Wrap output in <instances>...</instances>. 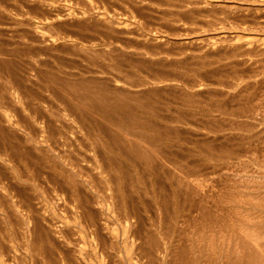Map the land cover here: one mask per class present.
I'll use <instances>...</instances> for the list:
<instances>
[{
  "label": "rangeland",
  "instance_id": "1",
  "mask_svg": "<svg viewBox=\"0 0 264 264\" xmlns=\"http://www.w3.org/2000/svg\"><path fill=\"white\" fill-rule=\"evenodd\" d=\"M1 2H0V8H5V9H7V11L9 10H12V8H13V11H10L11 12V14L13 15V13H16L17 12V14L15 15V16H12V19H13V17H16V18H14L13 20H16V21H13L11 18H9L10 16H9V11L7 12L6 10H2V9H0V11H1V16H0V18L3 16V15H5V16H3L2 17V19H0L1 20V23H2V25H1V27L2 26H4V27H2V29L4 30L3 32H1L2 31V29L0 28V40L1 39H4L5 38V40H3V41H9L8 43H5V45H4V42L2 43V40L0 41L4 46H8L7 48H9V50H10V52H9V50H7L5 47H1L0 46V49H3V51H5V50H7L9 53H7V51H5V52H3V51H1L0 52V56H7V58L5 57V63H6V67H8V69L5 67H3V66H5V63H4V61H2L4 58L3 57H1V64L3 63V66L2 65H0V73H1V75H2V77L0 76V82L1 83H3L4 85H6V84H10L11 86H12V82L13 81H15V80H12V78L13 79H16V76L18 75H16V71L18 70V73L21 71L20 69H22V73H19V77L20 78H26V75L25 74H29V75H31V77H33V79L31 78V79H27V85H28V83H29V87L31 86H33V87H36L35 89L32 87V88H29L28 87V91H29V96H31V97H26V99L27 98H29V102L27 103V101H28V99H27V101H26V99H25V102H24V104L26 105V110L27 111H25V115H28V116H26V117H29V115H32L33 116V118L32 117H29V118H27V121H28V119H35L34 120V122H40V121H38V120H41V121H43L44 120V122L46 121V124H49V125H51L52 126V123H53V121L54 120H59L60 119V117L59 116H61V119H64V118H66L65 117V115L67 116V118L69 117L70 119L69 120H71V121H74L75 122V120H77V119H79V120H77L76 121V123H73L72 122V124H77L78 122V124L79 125H77V127L78 128H87L86 130H90V131H93V132H95L94 134L96 135H94V134H92V132H90L89 130L87 131V133H88V135L90 136V133L93 135H91L90 137L92 138V139H90V137H89V139L87 138L85 141H87V143L88 144H92L91 142H93V144L96 146V139L95 138H97V145L99 146V144H101V143H103V145L104 144H107L108 143V145L107 146H109V148L107 147V150H109L110 148H112V147H114V148H112V149H110L111 151V153L112 154H114L113 156L115 157V153H116V158L117 159H119V156H120V154H121V158L119 159L120 160V162H121V159H122V161H123V164H125L126 165V163L125 162H129L127 165H130V166H127L126 165V167L124 168V169H126V170H124V169H122V170H124V171H126V172H121L122 170H120V171H118V170H115V172L116 171H118V176L120 175L122 178H124V179H131L130 177H132L131 175H127V174H130L129 172L131 171V170H129V168H131V166L133 167V168H131L132 170H133V172L131 173L132 175L133 174H135L136 173V175H140L141 173H142V176H143V174H145L144 175V178H146L148 181H143L142 182V180H140L141 182H139L140 183V186H141V188L142 189H140L139 190V187H138V189H137V187H135V191H133L132 190V188H131V184H128V182L130 183V181H128V182H126V184H128V186L126 185L125 187H129V189L128 190H130V191H132V196L136 199L137 197V200H140V199H142V200H140L139 202H140V207H141V205H142V208H141V212H146L147 211V209H148V211H147V213H144V216H145V218L144 219H142V217H141V219L143 220V222L142 223H146L147 225L148 224H150L148 221V218H150V216H152V218H153V216H154V218L156 217V219H154L153 218V220L150 218V221H152L151 223L153 224V229L156 231V232H154L156 235H157V237L159 236V238L162 236H160V234H163V233H166V231L167 230H165L167 227L166 226H168V227H172L171 229L170 228H167L168 230H172V234H177V235H173V238H175V239H177V240H175L176 242L177 241H179L178 242V244L180 243V245L181 246H183L184 245V242L183 241H185V243H186V241L188 242L184 247H188V249L193 253V257L191 256V252H188V254L187 255H189V256H187V257H190L191 259H195V257H196V261H197V259L198 258H200L201 257V259H198L199 261H197V263L198 264H217V262L216 263H212V261L213 262H215L214 260H218L219 258H221L220 260H222L223 258H227L228 257V253H229V251L231 250H237V248H239L238 250H241L242 251V253L244 254V253H247L248 251H249V249L250 250H253V248L252 247H254V254L256 253V252H259L260 251V249H261V253H264V129H261V130H263L262 132H261V130H259L260 132H258V130L256 131L255 129H260L261 128V126L263 125V123H264V117H263V120H262V116H263V114H264V111H261V109L262 110H264L263 108L264 107H260V111H259V113H255L254 114V116H255V119H256V115H261L260 117H259V119H257V121L258 122H260V123H258L256 120H254V118H252V116H246L245 114H244V116H242L241 114L239 115V116H241V117H243L246 121L249 119L250 120V118L253 120V121H255L256 123H258L257 125L259 126V125H261V126H259V127H257V126H255L254 124H255V122H254V124H253V121L252 120H248V122H247V124L249 125V126H246L247 124H242V123H244V122H240V121H242V120H238L237 121V119H239L238 117L239 116H237L238 115V103H241L240 105H239V107H244V103H245V105L247 104V102H249V99L251 98L250 96H252V98L251 99H253V97H254V95H255V97H254V100H259V102L261 103L262 102V104H260L258 101L256 102H254V104L256 103H258V104H260V105H262V106H264V103H263V101H264V97H262V94H261V96H260V93L261 92H259V91H257V90H259V88L260 89H264V81H263V83L262 82H259V83H256V85H255V83H254V90H252V92H247L249 95H245V94H247V93H243V95H244V97H243V95L241 94V98H240V95H237V96H239V97H236V96H233V98H234V100H235V98H238V100L236 99L235 101H233V102H231V100L233 99V98H231V100H230V97L229 96H232V95H229V94H222L220 91V93L218 92V93H216V91H218V90H216V89H213V88H211V90H210V92L207 90V89H205L206 91H208V92H206L205 94H203L205 91L203 90L202 92H200V94H196V98H197V95L198 96H202L203 97V95H204V97L202 98L201 97V99H204V101L206 102V105H207V108H205L206 107V105H205V102H204V104H201L202 103V100H200L199 98L198 99H196V101L199 103L200 102V104L202 105V106H204L205 105V107H203L202 108V106L200 105H198V104H196L194 101H195V97H190V96H192V94H189V93H186L185 91V89L184 90H180L179 91V88L180 89H182L181 88V86H179V88H178V86L176 87L175 86V88H174V86H171L172 88H174L175 90H176V88H178L176 91L177 92H175V90L173 91V89H172V91H169L170 90V87L168 86H166L165 87V85H164V87L163 88H161L160 86V88H158L157 87V89L155 88V86H157L153 81H154V79L156 78V77H164V78H157L158 80H161L162 82H164L165 81V77H167V79L169 80L170 78H175V79H177V78H179V79H177V82L179 83V81L181 82V84L180 85H182V84H186L187 83V81H189V82H193V81H198V82H207V83H210V82H212V81H219V80H221V82L222 83H225V80H227L226 82H229L228 80H232L233 79V77L232 76H234V74H236L237 73V71L238 72H241V70L239 71V70H237L236 71V69H238V68H240V69H242V71H245V72H247V68H245V67H247V66H245V67H242V66H237V64H235V63H230V64H234L233 66L235 67V69H234V67L233 66H231V65H228V63H226L224 60H222L221 62H215L213 65L212 64H210V65H203L202 64V62L200 61V64H198V62H199V60H201V59H195V58H191V54L190 53H192L189 49H190V43H191V41L192 40H204V41H207L206 39H213V40H215L214 38H217V39H219V38H224L225 37V32L226 31H222L223 30V28H221V31H216L215 29H213V27H212V25H210L209 26V24L207 23L208 22V19L210 18H213V17H215V16H213V15H209L210 14V12H208L209 14V16L207 15V14H202L201 15V12H199L198 14H196L197 12H193L192 10H190V11H192L191 13H192V15H190L189 14V12L190 11H187L188 13H186V10H185V13H184V10L182 11V9L181 8H179L178 7V9L177 8H175V7H168V5L166 4V3H164V1L165 0H163V3L159 0L158 2H156L157 0H146V2L144 1V0H142L145 4H147L148 2V4H151V1H152V4L149 6H145L144 5V3L143 2H141L140 0H107V1H104V0H89L90 2H88V0H53L54 1V3L52 2V0H44V2L42 1H39V0H34L35 1V3H34V1H28L27 0V2H26V0H18V3H17V0H14V1H16V2H13V0H0ZM11 1V2H10ZM19 1H21V2H19ZM24 1V2H23ZM112 1H114V2H112ZM4 2H6L5 4H3ZM7 2H9V4L11 3L12 4V2L13 3H15V5H16V3L17 4H21L22 2V5L24 6H19V5H17V7L15 6V5H13L12 4V8H10L11 7V5L9 6L8 5V3ZM32 2V3H31ZM48 3L47 5H45L46 3ZM49 2H50V6H49ZM57 2V3H56ZM63 2V3H62ZM91 2H92V4L95 6V4L96 3H99V4H97L95 7L91 4ZM94 2H96V3H94ZM135 2V3H134ZM166 2V1H165ZM41 3V4H40ZM43 3V4H42ZM58 3H59V5H63V4H66V5H68V7L70 8V10H72V12L73 11H75V12H73V13H78V12H80L81 14H84L85 13V15H86V17H83V20L85 19V18H87L89 21H87V19H85L84 20V23H82L83 21H82V18H77V19H75L74 17H73V15H72V17H67V16H64V15H59L58 13H60L59 11H57V9H56V7L57 6H59L58 5ZM62 3V4H61ZM87 3H88V5H87ZM140 3V4H139ZM143 3V5H141ZM159 5H158V4ZM1 4H3V5H5L4 7H2L3 5H1ZM7 4V5H6ZM31 4H32V6L35 4L36 6H37V4L38 5H40L39 7L37 6H34V8L32 7L31 9H32V11H28V10H30V6H31ZM57 4V5H56ZM90 4L92 5V7L93 8H91V6H90ZM101 4V5H100ZM157 4V5H156ZM29 5V6H28ZM42 5H44V6H42ZM51 5H52V7H54V9H56V11L54 10V11H52V8H51ZM73 5V6H72ZM153 5H154V8H153ZM9 6V7H8ZM47 6V7H46ZM71 6V7H70ZM90 6V8H91V10H90V8H88ZM99 7V9H100V7H101V12L99 11V9H98V7ZM125 6H127V7H125ZM158 6V7H157ZM160 6V7H159ZM8 7V8H7ZM18 8V9H20V7H21V13L20 14H18L19 12V10L18 9H16V8ZM42 7V8H41ZM45 9H44V8ZM73 7H75V8H73ZM77 7V8H76ZM149 7H152V8H149ZM165 7V8H164ZM10 8V9H9ZM15 8V9H14ZM23 8V9H22ZM102 8H103V10H102ZM156 8H159V9H162L163 10V12L164 11H166V12H164V13H162V10H159V12H157L158 10H156ZM36 9H38V11L36 10ZM80 9V10H79ZM86 9H88V14H87V10ZM96 9V10H95ZM104 9L106 10V11H104ZM175 9V11L173 12L172 10H174ZM18 10V11H17ZM24 10V11H23ZM28 12H27V11ZM36 10V12H38V13H35L34 11ZM93 10V11H92ZM169 10H171L170 12L171 13H169ZM179 10H181L183 13H184V15H183V13L181 12H179ZM15 11V12H14ZM98 11V12H97ZM102 11H104V12H102ZM109 11V12H108ZM116 11V12H115ZM197 11V10H196ZM13 12V13H12ZM23 12H26V14L28 13V15H26L25 13H23ZM90 12V13H89ZM95 12H97V13H101V14H106V16H109L110 14V18H112V19H114V20H116V19H118V20H116V22L118 23L119 21H121V22H119V25H126V24H130V25H132V26H134V24L136 25V26H134L135 28H139V30L142 32V34L144 33V35L147 33V38H146V36H144V35H142L144 38H142L141 37V39L139 38L141 35H138V33L140 32H138V29H136V31L138 32H136L135 34H133V35H136L135 36V38H138V39H140L139 41H138V39H135L134 38V36L132 35V34H129L128 33V35H127V33H124V31H123V34L121 33L120 35H118L120 32H122V30L119 28L118 30H116L117 28H115V27H112V26H109V25H105V23H103L102 21H100V20H98L96 17H94L93 15L94 14H96ZM106 12V13H105ZM107 12H108V14H107ZM113 12V13H112ZM155 12V13H154ZM157 12V13H156ZM176 12V13H175ZM32 13V14H31ZM48 13V14H47ZM94 13V14H93ZM99 13V14H100ZM117 13H118V16H116L117 15ZM169 13V14H168ZM174 13V14H173ZM194 13V14H193ZM8 14V15H7ZM33 14H35V15H33ZM42 14H46V17H45V15H42ZM89 14H90V16L92 17H90L89 18ZM113 14V15H112ZM116 14V15H115ZM169 16H171V18H169L171 21H168V19H166L167 18V16L168 15ZM179 14H181L182 15V17L181 16H178ZM196 14V17H194L193 15H195ZM199 14H200V16H199ZM19 15H21V16H19ZM23 15H25V16H23ZM49 15H52V16H49ZM162 15H167L166 17H164L163 18V16ZM174 15H176V18H175V16ZM189 15V16H188ZM205 15H207L206 17H204ZM218 15V14H217ZM19 16V17H18ZM33 16V17H32ZM41 16V17H40ZM47 16H48V18L49 17H52V18H49L50 19V21L51 20H53L52 22H55L56 24H51V23H45V21H48L49 19L47 18ZM112 16H115L116 17V19H115V17L113 18ZM174 16V17H173ZM199 16V17H198ZM7 18L8 17V20L10 21V19H11V21H10V23H11V25H9V22H8V24H6V23H4V22H2V20L4 21V19L5 18ZM18 17V18H17ZM39 17V18H38ZM60 17H61V19H60ZM177 17H179L178 19H177ZM190 17H192V18H190ZM28 18H32L33 20L34 19H36L38 22H35L38 26H42V25H44L45 26V28H44V30L45 31H47V30H49V29H52V30H50L51 31V33L50 34H52V33H54V35H57L56 37L58 38L59 36H60V38H62V39H59L58 40V44H59V42H60V44L58 45L57 44V42H54L53 44H44V46H43V44H41L40 45V43L39 42H37L36 40H37V36L34 34V32H32L31 31V29H29V26H30V24L29 23H27V19ZM38 18V19H37ZM40 18H42V19H40ZM45 18H47L46 20H45ZM57 21H55L54 19ZM64 18H65V20H64ZM66 18H68V19H70V20H68V19H66ZM94 18V19H93ZM96 18V19H95ZM173 18H175V19H173ZM17 19H19L20 21L18 22L17 21ZM22 20V21H21ZM45 20V21H44ZM93 20V21H92ZM173 20V21H172ZM178 20V21H177ZM197 20V21H196ZM5 21H7V19L5 20ZM40 21V22H39ZM82 21V22H81ZM101 23H100V22ZM176 23H175V22ZM16 22H17V24H16ZM23 22V24H21V23ZM24 22H26V24L24 23ZM42 22H44V23H42ZM61 22V23H60ZM81 22V23H80ZM91 22H93V23H91ZM96 22V23H95ZM4 23V24H3ZM20 23V24H19ZM67 23V24H66ZM92 25H91V24ZM95 23V24H94ZM103 23V25H105V26H108V27H102V24ZM116 23V24H117ZM121 23V24H120ZM185 24V25H182L183 27H185V28H183L182 29V26L181 25H179V24ZM18 24H19V26H18ZM42 24V25H41ZM65 26H64V25ZM84 24H86V25H84ZM87 24L88 25H91V26H88L87 28H86V26H87ZM178 24V25H177ZM187 24V25H186ZM223 24H224V22H223ZM22 25V26H21ZM28 25V26H27ZM53 25V26H52ZM54 25H55V27H54ZM56 25L58 26L57 28H56ZM60 25V26H59ZM62 25H63V27H62ZM97 25H99V26H97ZM7 26H9L10 28L8 29L9 30V32H12V36L14 35V33L16 32V34L14 35V37H15V39H18V40H21V41H18L17 40V42L14 40V37H11L10 35H7V33L8 34H11V33H9L8 32V30H7ZM22 28H21V27ZM49 26V27H48ZM67 26V27H66ZM85 26V27H84ZM95 26V27H94ZM181 26V27H180ZM189 26H191V29H189ZM16 27L18 28V29H16ZM23 27H25V29H23ZM60 27V28H59ZM84 27V28H83ZM102 27V28H101ZM11 28H13L14 29V31H11L12 29ZM88 29V30H86V29ZM94 30V31H98V33H97V31H96V33L94 32V35H93V33H92V31H90V30H92V29ZM108 28H112V29H114V30H116V31H114V30H112V29H108ZM212 28V29H211ZM11 29V30H10ZM21 29V30H20ZM54 29V30H53ZM56 29H59V31L58 30H56ZM67 30V31H65V30ZM83 29V30H82ZM85 29V30H84ZM98 29H101V30H98ZM188 29V30H187ZM5 30H7L6 32H5ZM16 30V31H15ZM25 30V31H24ZM60 30H64V31H61L60 32ZM70 30V31H69ZM73 32H72V31ZM103 30H105L106 32L107 31H110L111 32V30H112V34L114 35V38H115V40L114 39H111V38H113V37H111V33H110V35L109 36H107L108 35V32H107V35L105 34V31H103ZM121 30V31H120ZM215 30V31H214ZM101 31V32H100ZM114 31V32H113ZM118 31V32H117ZM120 31V32H119ZM189 31H191V32H189ZM18 32V33H17ZM25 32V33H24ZM63 32H64V34H65V32L66 33H69V32H72V33H69V35L68 34H63ZM76 33V34H74L75 36H73L72 37V34L73 33ZM100 32V33H99ZM218 32V33H217ZM230 31H228L227 32V34L229 33ZM2 33V34H1ZM4 33V34H3ZM21 33H23V34H21ZM29 33V34H28ZM61 33V34H60ZM115 33V34H114ZM191 33V34H190ZM231 33H234V34H232V35H237V36H235V37H241L242 38V34H243V37H245V35H247V33H243L242 32V34H241V32H240V35L241 36H239L238 35V32L236 31V30H234L233 28L231 29V32L229 33V34H231ZM236 33V34H235ZM17 34H20V35H17ZM24 34H26L27 36H25ZM64 35V36H61V35ZM79 34V36H77ZM92 34V35H91ZM99 34H101L102 35V38H101V35H99ZM148 34H150L149 35V37L152 35L153 37L154 36H158V37H160V39L162 40V39H164L165 38V40L164 41H167V45L168 46H166V43L162 40V42H160V41H158V44H159V47H156V45L154 44L155 42L157 43V41H153V40H151V37L149 38L148 37ZM159 34V35H158ZM197 34V35H196ZM199 34V35H198ZM224 34V35H223ZM4 35V36H3ZM31 35H33V36H36L35 37V39L34 38H30V37H32ZM59 35V36H58ZM91 37H90V36ZM95 35H97V37L95 36ZM112 35V36H113ZM117 35V36H116ZM123 36V39H125V37L126 36H129V38L128 37H126V41L128 42V43H130L131 44V46H132V48L134 49V50H136L137 48H138V50H140V52L142 51H144V53H142V54H144V56L143 55H141V58H139L140 56V52L138 51H134L135 53H132V55H131V53H130V51L132 52L133 50H131L132 48H131V46H130V44H128L127 43V46H126V44L124 45V43L126 42H123L124 40L122 39H120L119 40V38L121 37L122 38V36ZM167 35V36H166ZM172 35V36H171ZM192 35V36H191ZM6 36V37H5ZM10 36V38H8V37ZM20 36H22V37H24V38H21ZM28 36H30V37H28ZM92 36H94V37H92ZM100 36V37H99ZM118 36H120L119 38H118ZM133 36V37H132ZM156 36V37H157ZM259 36V35H258ZM18 37H20V38H18ZM25 37H27V38H25ZM67 37V38H66ZM76 37H79V40L76 38ZM98 37L99 38H101L102 39V41H101V39L99 40L98 39ZM107 37V38H106ZM111 37V38H110ZM157 37V38H158ZM162 37V38H161ZM173 37V39H175V40H171V39H169V38H172ZM177 37V38H176ZM189 37L192 39H190L189 40ZM193 37L194 38H196V39H193ZM13 38V39H12ZM77 40H76V39ZM107 39V41L108 40H114V42L116 43V44H118V47H117V45L114 43V42H112V45L114 44V47H116V48H114V49H120V48H126V49H123L124 51L125 50H127V51H129V53L128 52H125V54L124 55H126V53L129 55V57H131V58H129L127 55V60H125L126 58H123V57H125L124 55H123V50L122 51H114V50H112L113 48H112V45H111V48L112 49H110V44L109 43H111L110 41H109V43L105 40V39ZM108 38H110V39H108ZM131 38H133L132 40H127V39H131ZM145 38H146V42L147 43H149V44H147V43H145ZM168 38V39H167ZM35 40V41H33V40ZM70 39V40H69ZM72 39V40H71ZM144 39V40H143ZM151 40L150 42L149 41H147V40ZM11 40H13L14 41V43L16 44H14L13 43V41H11ZM103 40H105V41H103ZM118 40V41H117ZM144 41V44H143V42L142 41ZM171 40V42L172 41H174V43L175 44H179L180 43V45H173V42L171 43V42H169ZM178 40V41H177ZM183 40V41H182ZM184 40H188V41H184ZM81 41L84 43H81ZM117 41V42H116ZM119 41H121V42H123V45H122V43L120 44L119 43ZM135 41V43L137 44L138 42H140L137 46H136V44L135 43H133ZM64 42V43H63ZM66 42H68V43H66ZM69 42H70V44H72L73 46H74V44H76L77 42H79V43H77L78 45H80V43L81 44H83V46L82 45H80L81 47H83V49L85 48L84 46H86V48H85V50L84 51H82V49H80V51H79V46L77 47L76 45L74 46V47H76V49L78 50H76L72 45H71V47L69 46ZM72 42H75V43H72ZM88 42V43H87ZM91 42V43H90ZM101 43L100 45L98 44H94V43ZM168 42L173 46V47H170V44H168ZM177 42V43H176ZM182 42H184V43H182ZM186 42V43H185ZM0 43V44H1ZM14 44V45H10V44ZM18 43H20V44H24L26 47H23V44L22 45H20V44H18ZM28 44V45H26V44ZM66 43V44H65ZM106 43V44H105ZM152 43V44H151ZM165 43V44H164ZM1 44V45H2ZM7 44V45H6ZM32 44V45H31ZM34 44V45H33ZM40 45L41 46V48L42 49H40L39 48V46L37 47V46H35V45ZM61 44H62V46H65V49L61 46ZM65 44V45H64ZM88 44H91V46H89ZM119 44L121 45V47L119 46ZM146 44V45H145ZM157 44V45H158ZM32 47H31V46ZM46 45H47V49L48 50H51V51H49V52H51L49 55H48V53L49 52H47L48 50L46 49ZM53 45H54V48H53ZM66 45H68V47H70V48H67V46ZM95 45H97V46H95ZM139 45H140V47H139ZM144 45V47H145V49L143 50L142 48H144V47H142ZM151 45V46H150ZM161 45H163V46H161ZM166 47H165V46ZM182 45V46H181ZM183 45L184 46H186L187 48H182L183 47ZM189 45V46H188ZM48 46L49 47H51L52 49H49L48 48ZM56 46V47H55ZM59 46L61 47L60 49H61V51H59L60 49H59ZM102 46V47H101ZM123 46H125V47H123ZM136 47V49L134 48V47ZM154 46V47H153ZM12 47V48H11ZM14 47V48H13ZM20 47V48H19ZM22 47V48H21ZM27 47H31V48H27ZM35 47H36V50L39 52V54L37 53V51H35ZM43 47H45V49L43 48ZM57 47H58V49H57ZM72 47H73V49H72ZM87 47H89V48H87ZM96 47H98V50H95V48ZM100 47V48H99ZM104 47V48H103ZM147 47H151V48H153V49H149V50H151V52L153 51V53H155L156 51V54H153V53H145V51H148V49H147ZM164 47L165 48H167V47H169V48H167V49H169V50H167V52H166V50L164 49ZM181 47V48H180ZM12 50H11V49ZM23 48H25L26 50H24ZM34 48V49H33ZM40 49V51H39V49ZM107 48H108V50L110 51H108L107 50ZM131 48V49H130ZM173 48H175L174 50H172V52H171V49H173ZM29 49H31L30 51H29ZM56 50V51H53L52 52V50ZM87 49H92L93 50V52H92V54L94 55V56H91L92 54H90V52H91V50H88V51H90V52H88L87 51ZM103 51H102V50ZM106 49V50H105ZM177 49V51H175ZM184 49V50H183ZM18 50H20V54L19 53H16V51L18 52ZM33 50H34V52H33ZM71 50H73L72 52H70ZM76 50V51H75ZM100 50V51H99ZM111 50H112V52L113 53H115V54H113L112 52H111ZM154 50H156L155 52H154ZM179 50V51H178ZM181 50H182V52H181ZM11 51H13V53L11 52ZM25 51H27L26 53H28L29 54V52H30V55H28V54H24L25 53ZM42 51H43V53L45 54V55H43V53H42ZM77 52V53H75V52ZM86 51V52H85ZM95 51L96 52H98V53H95ZM105 51V52H104ZM159 51V52H158ZM160 51H161V53L162 52H164V53H162L163 54V56H162V54H158V53H160ZM183 51H185L186 53L188 52V51H190V55H188V53L186 54V55H184V52ZM219 51V53L221 52V50H218ZM218 51L216 52V51H214L215 52V54L217 53V55H218ZM2 52H3V55H2ZM22 52H24L23 53V55H27L26 57H24L23 55H22ZM31 52H32V55H31ZM54 52H55V55L53 56L52 55V53L54 54ZM137 52V53H136ZM165 52H166V54L168 53V52H171V53H168L167 54V56H169L170 55V57H172L171 56V54L173 53V54H177V53H174V52H179V53H181V55L183 56V57H181V55L178 53L177 55H174L172 58H174L175 56H176V58H178V59H173V60H171L172 58H170V57H168V58H170L169 60H167L166 59V55H165ZM214 52H212V53H214ZM37 55H36V54ZM41 53H42V56H40L41 55ZM74 53V54H73ZM87 53H89V54H87ZM102 53H104V54H102ZM110 53H112L111 54V56H109L110 55ZM119 53H120V55H119ZM122 53V54H121ZM211 53V54H212ZM222 53V52H221ZM9 54H11V56L12 57H14V58H11L10 57V55L8 56ZM14 54H15V56H14ZM19 56H17V55ZM33 54H34V56H37L36 58L33 56ZM107 54V55H106ZM118 54V55H117ZM134 54H139V55H134ZM146 54H148L147 56H145ZM149 54H150V56H151V59H153V61L152 60H150L149 58H147V57H150L149 56ZM23 56V58H27V60H25L24 59V63H22V64H25L24 66L22 65H19L18 63H21L22 62V59L23 58H21L22 56ZM39 55V56H38ZM70 55L72 56V57H74V59H75V57L76 56H79V59H78V57H76V59L75 60H71V59H73L72 57H70ZM90 55V56H89ZM101 55V56H100ZM102 55H106V57L105 58H108V57H111V58H108V59H105L104 57V59L102 58ZM154 55L155 56H159L158 57V59H157V57H154ZM178 55H179V57H178ZM18 58H17V57ZM30 56H33L34 57V59H33V57H31L32 58V60H31V58H29ZM49 56H50V59H49ZM53 56V57H52ZM115 56V57H114ZM164 56H165V59H164ZM48 59H47V58ZM52 57V58H51ZM55 57H57V58H55ZM92 57V58H91ZM100 57V58H99ZM113 57H114V59H113ZM121 57V58H120ZM9 58H11V59H14V61L13 60H11V59H9ZM18 60V59H20L21 61H17L16 62V59ZM42 58H45V59H43L42 60ZM56 59L54 62L55 63H53V65H51L52 67H50V69L53 71V74L51 73L52 71L48 68L49 66H50V63L48 64V62H51L52 63V61H53V59ZM62 58V59H61ZM123 58V59H122ZM145 58V59H144ZM156 58V59H155ZM161 58V59H160ZM6 59H8V60H6ZM28 59L30 60V61H32V63L33 64H35V63H37L38 64V66H40L41 65V68H38V67H36L37 66V64L36 65H33V64H31V62H29L28 61ZM42 60L41 61V64H40V60ZM46 59L47 60H49L48 62L46 61ZM57 59L58 60H61V61H59V62H62V61H65L64 63H59L58 61H57ZM100 59H103L102 61L100 60ZM118 59H120V60H118ZM149 59V60H148ZM10 60V61H9ZM34 60H38V62H35ZM46 62H45V61ZM116 60H118V61H116ZM198 60V61H197ZM15 62V63H13V62ZM34 61V62H33ZM74 63H73V62ZM81 61V62H80ZM94 61V62H93ZM110 61V63H107V62H109ZM113 61V62H112ZM197 61V62H196ZM9 62H11V63H9ZM27 62H29V63H27ZM43 62H45L48 66H46V64H45V66H44V64H42ZM92 62V63H91ZM101 62V63H100ZM10 65H9V64ZM59 63V64H58ZM66 63H69V64H67L68 66H63V65H65ZM75 63H80V64H77V65H75ZM95 63V64H94ZM112 63V64H111ZM136 63H138V64H136ZM15 64V65H14ZM40 64V65H39ZM56 64V65H55ZM72 64V65H71ZM73 64L75 65V66H73ZM88 64H90V66H92L93 67V65H94V67H93V71L90 69L91 67L88 65ZM93 64V65H92ZM99 64V65H98ZM101 64H103L102 66H101ZM120 64H122V65H120ZM202 64V65H201ZM12 65H14L13 67H11ZM33 65V66H32ZM56 67H55V66ZM61 65V67H59L58 68V66H60ZM95 65H96V67H95ZM108 65V66H107ZM110 65H112V66H110ZM239 65V64H238ZM1 66H2V68H1ZM28 66L30 67V66H32V67H30L29 68V71H30V69H32L33 71H28V70H25V69H27L28 68ZM77 66V68H75ZM120 66V67H119ZM236 66H237V68H236ZM17 67H18V69H17ZM35 67V68H34ZM46 67H47V73H45L46 72ZM55 67V68H54ZM65 68V71H66V69H67V71H69L68 70V68L69 69H72L71 71H73V72H71V71H69V73H65L64 71H60V70H58V69H61V70H64L63 68ZM72 67H74V68H72ZM103 67H105V69H107V72H112V73H105L104 72V68ZM108 67H110V68H108ZM113 67H115V68H113ZM242 67V68H241ZM4 68V69H3ZM9 68H12V69H9ZM13 68H16V69H13ZM36 68H38V69H40L39 71L40 72H43V70H44V74L43 73H40V72H36L35 73V71L37 70L38 71V69H36ZM53 68H54V70L55 69H57V71H59V76H57L56 74V71H54L53 70ZM95 68H96V70H95ZM121 68V69H120ZM34 69H35V71H34ZM43 69V70H42ZM78 69H80V71H77ZM84 69H88V71L86 72V70H84ZM100 69V70H99ZM110 69H112V71L110 70ZM123 69V70H122ZM244 69V70H243ZM9 70H15L13 73H15V74H13L12 75V73H11V75L12 76H10V79H9V76L8 75H10V72H9ZM23 70L24 71H26V72H24L23 73ZM100 71V74H101V72L103 71V73H102V76H100V74H98L99 72H97V71ZM109 70V71H108ZM114 70V71H113ZM119 70H121V71H119ZM8 71V72H7ZM66 71V72H67ZM77 71V72H76ZM82 71H83V74H82ZM86 72V74L88 75H84V73ZM90 71H92L91 73H88V72H90ZM118 71V72H117ZM236 71V72H235ZM8 74H7V73ZM31 72L33 73V74H31ZM50 72V73H49ZM60 72H64V74L63 73H60ZM70 72H71V75L72 76H68V74H70ZM75 72V73H74ZM78 72H81L80 73V78L81 77H83V79H78V77H79V73ZM95 72H96V74H95ZM115 72H117V73H115ZM233 72H234V74H233ZM3 73H5V74H7V75H4ZM40 74V75H37V74ZM56 73V74H55ZM74 73V74H73ZM105 73V74H104ZM127 73H129V74H127ZM228 73H230L231 75H230V78H228V76H226V74H228ZM23 75L22 77H21V75ZM35 74V79H34V76H32V75H34ZM63 74V75H62ZM66 74V76L64 77V75ZM76 74H77V76H76ZM106 74L107 75H109L108 77L106 76ZM111 74V75H110ZM113 74L114 75H121L120 77L121 78H119V80H116V79H118L117 77H119V76H114L115 77V79H114V77L112 78L111 76H113ZM123 74H125V75H123ZM126 74H127V77L129 76V77H131L130 79H129V81H131V83L128 85L127 84V82L128 81H126V80H128V79H125L123 76H126ZM131 74V75H130ZM7 76V78L5 77V80L6 81H8V82H5V81H1V80H4V76ZM15 75V76H14ZM36 75H37V79H36ZM51 75H53L52 76V78L50 77ZM84 75V76H83ZM89 75H91V77H92V79L90 78V76ZM97 75H99L98 77H97ZM104 75L106 76L105 78H103L104 77ZM176 75V76H175ZM41 76V77H40ZM63 77V79H66V77L68 78L69 77V81H68V79H66V81H67V83H65L66 81L64 80V81H62V79H60L61 77ZM74 76V77H73ZM85 76H87V78H90V79H87V78H85L84 79V77ZM12 77V78H11ZM49 77V78H48ZM55 77V79H53ZM57 77H60V78H57ZM76 78V79H73V81H72V79H70V78ZM100 77H102V78H100ZM155 77V78H154ZM170 77V78H169ZM232 77V78H231ZM48 79V82L46 81L47 79ZM56 78L57 79H59L58 81L56 80ZM98 78V79H97ZM100 78V79H99ZM108 78V79H107ZM122 78H124V80L126 81H122L121 82V80H122ZM40 79H46L45 81H38V80H40ZM52 79V80H51ZM105 79V80H104ZM157 79H155V81H157ZM164 79V80H163ZM166 79V80H167ZM174 79V80H175ZM181 79V80H180ZM10 80L12 81L11 83H10ZM71 80V81H70ZM75 80H80V82L78 81H75ZM90 80H94V84H93V81H90ZM98 80V81H97ZM100 80V81H99ZM111 81V82H109V81ZM112 80H115V83H114V81H112ZM144 80H146V81H144ZM149 80H151L153 83H151ZM179 80V81H178ZM223 80V81H222ZM52 81V82H51ZM55 81V82H54ZM62 81V82H61ZM81 81L82 82H84V81H86V82H89L90 83V85H89V83L88 84H85L86 82H84V86L83 85H81L82 83H81ZM105 82V83H108V85H107V87L105 86V87H103V84L102 83H99V82ZM143 83H148V84H142V82ZM149 81V82H148ZM161 81H158V84H161L160 82ZM186 81V82H185ZM40 82H42V84L40 83ZM57 82V83H56ZM59 82V83H58ZM117 82H121V84L119 83V85H116V83ZM132 82H137V84H139V83H141V84H139L138 86L139 87H136L137 86V84L135 83H132ZM0 83V84H1ZM6 83V84H5ZM14 83L15 82H13V86H14ZM31 83H32V85H31ZM33 83H35V85H33ZM51 83H53V86H55V88H54V92L55 93H53L52 92V88H53V86L51 85ZM63 84L62 85V87H61V85L60 84ZM65 83V84H64ZM74 84V86L77 84V83H79L81 86H82V89H81V87L77 84L75 87L73 86V84ZM92 83V84H91ZM105 83H104V85H105ZM114 85H113V84ZM124 83V84H123ZM153 84L152 86L150 85V84ZM261 83V85H259ZM3 84H1V86L3 85ZM8 84V86L6 85L5 87H7L8 89H10V85ZM45 84V85H44ZM47 84H49L50 86L49 87H52L51 89L49 88V87H47L48 85ZM60 85L59 87H56V85ZM72 84V85H71ZM132 84H134V86L132 85ZM258 84V85H257ZM4 85L2 86V87H4ZM57 85V86H58ZM68 85H71V87H69ZM85 85H88V86H85ZM95 85V86H94ZM110 85L112 86V87H110ZM115 85L117 86V87H115ZM142 85H144V86H141ZM148 85L149 86H151V87H148ZM263 85V86H262ZM46 86V87H45ZM109 86V87H108ZM119 86V87H118ZM121 86H129V87H131V86H133L134 88H139L140 90H141V94L143 95V94H149V95H146V96H142V95H140L139 93L137 94V95H133V94H135L136 93V89L134 90V89H132V88H129L128 87V89L130 90H128V89H126V87H124V90H125V92L123 93L122 92V90H123V88H121ZM161 86H163V85H161ZM256 86H257V88H256ZM260 86H262V88L260 87ZM83 87H86V88H83ZM88 87H89V89H92V90H89L88 89ZM113 87H115V88H113ZM38 88L40 89H42V91L43 90H47L46 92H47V94H46V92H45V94L46 95H44V91H43V93H41L39 90H38ZM45 88V89H44ZM51 90V91H49V89ZM56 88L57 89H59V88H61V89H59L58 91L56 90ZM62 88H64V89H62ZM68 88L70 89V90H68ZM80 88V89H79ZM96 88V89H95ZM118 88V90H116ZM154 88V90H151V89H153ZM165 88H169L168 90L167 89H165ZM6 89V88H5ZM40 89V90H41ZM67 89V90H66ZM71 89H74L73 91L71 90ZM79 89V90H78ZM89 91H88V90ZM95 89V90H94ZM111 89H115V91H114V93L116 92V91H120L118 94H124V97L122 96L121 97V95H117V93H115V94H113L112 92H113V90H112V92L110 91ZM138 89V90H139ZM143 89H145V92H144V90ZM216 90V91H213V90ZM33 90V91H32ZM38 90V91H37ZM65 90V91H64ZM98 90V91H97ZM128 91V93H127V91ZM132 90H133V92L135 91V93H133L132 92ZM137 90V92H139ZM143 90V91H142ZM149 92H148V91ZM151 90V91H150ZM256 90V91H255ZM32 91V92H31ZM56 91H57V93H56ZM185 92V94H187V96L186 95H183L184 94V92ZM254 91H255V93H254ZM260 91H263L264 92V90H260ZM7 92V91H6ZM38 96L37 98H36V96H35V94ZM37 92H38V94H37ZM48 92H50L49 94H48ZM61 92V93H60ZM65 92H67V93H65ZM70 92H74V93H76V94H73V93H70ZM98 92V93H97ZM107 92V93H106ZM129 92H131V94L132 95H130V93ZM173 92H175V93H173ZM179 92H180V96H179ZM188 92V91H187ZM218 94V95H216V96H214V94ZM256 92H259V96L258 95H256ZM262 92V93H263ZM33 93V94H32ZM58 93H60V94H58ZM69 93V94H68ZM95 94V97H93V95H90V94ZM127 93V94H126ZM151 93V94H150ZM175 94V95H173V94ZM182 93V94H181ZM201 93L203 94V95H201ZM212 94V97L213 98H209V95H210V97H211V94ZM40 94H42V95H40ZM54 94V95H53ZM63 94V95H62ZM66 95V97H65V95ZM72 94L74 95V96H72ZM102 94V96H100ZM177 94V95H176ZM221 96H220V95ZM254 94V95H253ZM264 94V93H263ZM32 95H34L35 96V99H33L34 98V96L32 97ZM59 95V96H58ZM69 95V96H68ZM104 95V96H103ZM181 95L183 96V97H181ZM40 96H42V97H44L45 98V96H47V99H48V101L46 100V102H45V100H42V97H40ZM49 96V97H48ZM53 96H55V99L53 98ZM64 96V97H63ZM70 96H72V97H70ZM92 96V97H91ZM176 96V97H175ZM223 96V97H222ZM245 96H247V97H249V98H245ZM256 96H258L257 97V99H256ZM264 96V95H263ZM56 97H57V99H56ZM185 97V98H184ZM217 97H219V98H217ZM221 97V98H220ZM227 98V100H225L226 98ZM32 98V99H31ZM38 98H41V99H39V100H41L42 102H38L39 100H36V99H38ZM49 98H50V101H49ZM94 100H93V99ZM96 98V99H95ZM180 98V101H178V102H180V103H178L177 101H176V99L178 100ZM184 98V99H183ZM193 98H194V100H193ZM205 98L206 99H208V103H211V104H207V101L205 100ZM215 98V99H214ZM225 98V99H224ZM242 98H244L243 100L245 101H242V102H240L241 101V99ZM258 98H260V99H258ZM46 99V98H45ZM66 99H67V103L70 101L71 103H72V101L74 100V102L76 103L77 102V104H78V107H76V104H75V108H76V110L79 108L81 111H79V110H75L74 108H73V110L71 111V105H69V107L68 106H66V105H68L66 102L64 103V100L66 101ZM69 99V100H68ZM71 99V100H70ZM73 99V100H72ZM184 100L183 102L185 103H192V105L191 106H189L188 108L185 106V105H189V104H184L181 100ZM215 100V102H213L214 100ZM219 99V100H218ZM222 99V100H221ZM31 100V101H30ZM35 100V101H34ZM176 102H175V101ZM191 100V101H190ZM199 100V101H198ZM212 100V101H211ZM216 100H218V101H216ZM222 102H221V101ZM223 100H225V102L223 101ZM230 101V102H228V105H229V107L228 108H230V111H228L227 113L226 112H223V116H220V115H222L221 113L219 114V111L218 110H216V108H217V105H215L216 103H219V104H223V103H226L227 104V101ZM240 100V101H239ZM247 100V101H246ZM261 100V101H260ZM263 100V101H262ZM61 101V103H59L58 104V102H60ZM91 101V102H90ZM239 101V102H238ZM31 102H38V103H41V104H38V107H37V105H36V103L33 105V103H31ZM54 102V103H53ZM92 102H94L93 104H92ZM221 102V103H220ZM235 102H238L237 104L238 105H235L236 103ZM244 102V103H243ZM57 105H56V104ZM70 103V104H71ZM141 103H143V104H141ZM230 103V104H229ZM233 103V104H232ZM250 103H251V100H250ZM249 103V104H250ZM253 103V102H252ZM45 104V105H44ZM61 104L63 105V104H66V105H63L62 107H59V106H61ZM73 104V103H72ZM100 105V107H99V105ZM178 104H179V106H178ZM184 104V105H183ZM214 104V105H213ZM218 104V105H219ZM221 104V105H222ZM226 104H224L225 106H227ZM255 104V106H257ZM39 105L41 106V107H39ZM48 105V107L49 108H47L46 106ZM52 105V106H51ZM59 105V106H58ZM74 105V104H73ZM170 105V106H169ZM211 105V107H209ZM223 105V106H224ZM231 105H232V107L233 108H231ZM233 105H235V106H233ZM241 105H243V106H241ZM32 106V107H31ZM36 106V107H35ZM53 106H55V107H53ZM67 107V110H69L70 109V111H71V113H69L70 111H67L66 110V107ZM99 108H98V107ZM181 106H183L182 108H181ZM186 108H185V107ZM197 106H198V108H197ZM212 106H214L213 108H212ZM27 107H29L30 109H32V110H29ZM50 107H52V108H50ZM57 107V110L55 109ZM63 107H65L64 109H65V111H63L64 109H63ZM73 107V106H72ZM152 110H154V112H152L151 111V109ZM177 107V108H176ZM180 108V110H179V108ZM199 107L202 109H200V110H197V109H199ZM236 107V108H235ZM38 108V109H37ZM55 109L54 111L52 110L51 111V109ZM63 110H62V109ZM69 108V109H68ZM154 108V109H153ZM167 108V109H166ZM197 108V109H196ZM208 108H210V109H214L215 108V110L216 111H218V112H216L215 110H213V111H215V113H216V118H214L215 116H214V112H212L210 109H208ZM235 108V110H232V109H234ZM244 108H246V107H244ZM34 109V110H33ZM49 110V111H47V112H49L50 114H51V117L53 118H56V119H54L53 118V120L52 121H48L49 119H51V118H49L48 120H47V118L48 117H50L49 115V113H46V110ZM58 109L61 111V113H59L60 111H58ZM168 109H170V111H172V113H169L170 111L168 110ZM173 109V110H172ZM182 109V110H181ZM195 109V110H194ZM204 109L206 110V112H207V109H208V112H207V114H206V116L204 115L206 112L204 111ZM242 108H240V112H242V114L245 112V110L244 109H242ZM28 110H29V112H28ZM192 110V112H190ZM231 110H232V113H233V111H236L235 113H237L236 114V116H237V118H236V116H234L235 117V119H232L233 120V122H231V119L230 118H234V117H231L232 116V114H231ZM243 110H244V112H243ZM56 111H58L57 113H55ZM74 111V112H73ZM84 111V112H83ZM173 111H174V113H173ZM194 111H196L195 113H194ZM199 111H200V114L202 113L201 111H203L204 112V114H199ZM210 111V112H209ZM26 112H28V113H26ZM63 112V113H62ZM73 112V113H72ZM76 112H80L79 114L77 113L76 114ZM86 112V113H85ZM177 114H179V115H177ZM230 112V113H229ZM239 112V113H240ZM30 113V114H29ZM33 113V114H32ZM55 113V114H54ZM66 113V114H65ZM83 113V114H82ZM84 113L86 114V115H90V117L91 118H89V119H92V120H95L96 122L95 123H98L99 124V126H98V124H95L94 123V121H92V120H88V118H87V116L86 115H84ZM159 113H162V114H159ZM195 115V117H194V115ZM210 113H212V114H210ZM39 115V117H40V115L42 116V117H40V118H43V119H39V117H38V115ZM45 114H48V115H45ZM71 114V117L69 116ZM75 114V115H74ZM164 114V116H162ZM172 114H174V115H177V116H180V117H177V118H179V119H181L180 121H185V122H183V123H187L186 125H188V124H191V125H193L192 123H194V124H196L197 125V123H198V125L200 124L198 121H196L195 122V120H201V121H205L204 122V124H206L207 123V125H210V124H212V123H210V124H208V122H213V121H216L218 118V121L216 122V123H214L213 122V124L212 125H214V124H216V125H214L215 127H217V128H215L214 126H212L210 129L209 128H197L196 130H198V133H196L197 131H195V130H193V129H195V128H190V127H186L185 125H183V126H185V127H183L182 125V127H179L180 125H178V127L177 126H175V125H172V121H171V119L173 118V117H171V118H169V116H171ZM184 114H187V115H184ZM208 114H210V115H208ZM219 114V115H218ZM224 114H226V115H224ZM228 114V115H227ZM231 114V116H230V118H229V115ZM37 116L38 118L36 119V117L35 116ZM43 115H45V119H44V117H43ZM53 115V116H52ZM74 115V116H73ZM79 115V116H78ZM188 115L190 116V117H188ZM213 117H212V116ZM217 115L218 116H220V117H217ZM81 116V117H80ZM173 116V115H172ZM191 116H192V118H191ZM209 116H211V117H209ZM35 117V118H34ZM75 119H74V118ZM82 117H84V119H85V121H84V119H80V118H82ZM86 117V118H85ZM89 117V116H88ZM174 117H176V116H174ZM201 117H203V118H201ZM205 117V118H204ZM207 117V118H206ZM209 117V118H208ZM221 117H227V118H229V119H227V118H224L225 119V121H223L222 119H221ZM240 117V118H241ZM246 117V118H245ZM57 118H59V119H57ZM77 118V119H76ZM167 118V119H166ZM211 118H213V119H211ZM243 118H241V119H243ZM258 118V117H257ZM87 119V120H86ZM203 119V120H202ZM206 119V120H205ZM209 119V120H208ZM216 119V120H215ZM221 119V120H220ZM81 120V121H80ZM170 120V121H169ZM207 120H208V122H207ZM226 120H227V123L225 124L224 122H226ZM261 120V121H260ZM31 123H33V121L32 120H29ZM49 123H48V122ZM83 121V122H82ZM89 121H90V123L92 124V123H94V124H92V126L91 125H88V123H89ZM92 121V122H91ZM186 121H188V122H186ZM200 121V122H201ZM220 121H222L223 123H224V126L226 127V128H224V126H223V123H221ZM232 124L233 123V125L234 124H236L237 122L238 123H240V124H236L237 126H239L240 127V125H241V128H239V127H237L236 125H232L231 126V124L229 123V122ZM236 121V122H235ZM244 121V120H243ZM246 121H245V123H246ZM251 121H252V123H251ZM52 122V123H51ZM82 122V123H81ZM87 124H86V123ZM190 122H192V123H190ZM262 122V123H261ZM85 123V124H84ZM89 123V124H90ZM217 123H220L221 124V128H219V126H220V124H217ZM228 123L230 124V125H228ZM251 123V124H250ZM101 124V125H100ZM203 123H201L200 125L201 126H203L202 125ZM252 124H253V126H255V127H257V128H253V127H251L252 126ZM74 125V126H75ZM81 125V126H80ZM94 125H96V126H94ZM104 125V126H103ZM206 125V126H207ZM226 125H228L229 126V128L226 126ZM251 125V126H250ZM80 126V127H79ZM94 126V127H93ZM100 127V126H102V127H100V129L98 128V127ZM174 126V127H173ZM189 126V125H188ZM201 126H199V127H201ZM243 126H245L246 128H242ZM76 127V126H75ZM74 127V128H75ZM105 127H106V129H105ZM210 127V126H209ZM214 127V128H213ZM223 127V128H222ZM231 127V128H230ZM250 127V128H249ZM96 128V129H95ZM98 128V129H97ZM102 128H104L105 130H103ZM157 128H159V130L157 129ZM162 130H161V129ZM187 128H189V130L187 129ZM262 128H264V125H263V127ZM101 129L103 130V131H101ZM108 129V130H107ZM110 129H111V131L112 132H110ZM134 129H135V131H134ZM138 129V130H137ZM139 129H140V132L142 131V134L143 135H145V136H142V134L139 132ZM143 129L144 130H146V131H148V132H150V135L152 136L154 133V135H153V137H151L150 135H149V133L148 132H146V131H143ZM201 129H202V133L203 132H205L207 129H208V131H210L211 129H212V131H210V133L209 132H207L206 131V133H204V134H202V133H200L199 134V130H200V132H201ZM214 129H218L217 130V132L216 131H213ZM225 129V130H224ZM156 130H158V131H160V132H158V131H156ZM191 130V131H190ZM203 130H205V131H203ZM226 130H229V131H227V132H224V131H226ZM231 130V131H230ZM233 130V131H232ZM156 131V132H155ZM97 132V133H96ZM104 132V133H103ZM105 132H106V134H105ZM110 132V133H109ZM127 132H128V134H127ZM137 132V133H136ZM139 132V133H138ZM143 132H146L147 133V136H146V134L145 133H143ZM152 132H154L153 134H151ZM158 132V133H157ZM211 132H212V134L213 135H211ZM214 132H216L215 133V135L216 136H214ZM221 132H223V134L222 135H226V137L225 136H222L220 133ZM229 132V133H228ZM235 132V133H234ZM100 133V134H99ZM107 133H109L111 136H109V139L110 140H108L107 139V135H109V134H107ZM114 133H116V134H113ZM129 133H131L132 135H135V137L134 136H132L131 134H129ZM135 133V134H134ZM132 139V137H134V139H132L133 140V142L134 141H139L137 144L139 145H145V143H144V140H142V139H140V138H144L145 140H147L148 138V142H146L147 143V145H145L146 147H144V148H142V145L140 146L142 149H143V151L141 150H137V149H139L138 147H137V144L136 143H134L133 145H131L132 144V140L131 139H129V137L127 136V135ZM199 134V135H198ZM230 134V135H229ZM102 135H103V138L104 137H106V139L104 138H102ZM115 135H119L120 137H118V138H116V139H113L114 137H115ZM131 135V136H130ZM138 135H139V137H138ZM206 135H208V136H206ZM229 135V136H228ZM95 136V137H94ZM97 136H99V137H101L102 138V140H104L103 142H102V140H100L101 138H99L98 139V137ZM114 136V137H113ZM122 136V137H121ZM149 136V137H148ZM111 137V138H110ZM113 137V138H112ZM14 138V137H13ZM136 138H139V139H136ZM93 139H95V142L93 141ZM122 139V140H121ZM16 140V141H15ZM15 140L13 139V141L15 142V143H19L20 142V140H22L21 138H15ZM17 140H19V142H17ZM88 140H91V141H88ZM100 140V141H99ZM113 142H112V141ZM131 140V141H130ZM84 141V142H85ZM105 141L107 142V143H105ZM124 141V142H123ZM100 142V143H99ZM112 144H115L116 146H114V145H112ZM118 142H120V143H122V144H118ZM142 142V143H141ZM86 143V144H87ZM129 145H128V144ZM119 145V146H118ZM121 145H123V146H121ZM131 145V146H130ZM134 145H135V147H136V149H135V151H134ZM102 146V144L99 146V147H101ZM106 146V145H105ZM105 146H103L104 148H105ZM118 146V147H117ZM124 147V149H125V153L126 154H123L124 152H122V151H124L123 150V148H121V147ZM129 147L130 149H127V147ZM115 147H116V149H115ZM120 147V148H119ZM133 147V148H132ZM119 148V150L121 149V153L119 154L118 152V149ZM140 148V149H141ZM97 149H98V147H97ZM144 149H145V152H144ZM114 150H117V152L116 151H114ZM129 150H131V152L129 151ZM165 150H168V152L169 153H167V151H165ZM139 151H140V153L141 154H139ZM149 153H148V152ZM163 151H164V153H163ZM135 152V153H134ZM136 152H138V153H136ZM144 152V153H143ZM147 152V153H146ZM109 153V152H108ZM118 153V154H117ZM143 153V154H142ZM110 154V153H109ZM146 154V155H145ZM148 154H150L149 156H148ZM139 156V158L142 160H140L138 157L137 158H135L134 156ZM144 155V156H143ZM163 157V158H165L166 160H168V161H166V160H164L163 158V161H162V159H160L161 158V156ZM126 157L127 156V158H128V156H129V158L127 159H125V158H123V157ZM146 156V157H145ZM148 156V157H147ZM169 156V157H168ZM132 157H134L135 159H133ZM142 157V158H141ZM133 159V161H132V159ZM125 160V162H124V160ZM137 159V160H136ZM129 160V161H128ZM134 160H136V162H137V164H136V162H134ZM139 160V161H138ZM32 162H35V160H32ZM138 162H141L140 164L143 166V167H141V165L138 167V165H139V163ZM143 162V163H142ZM165 162H167L166 164H165ZM122 163V162H121ZM133 163H135L136 164V166H134L133 165ZM42 164V165H41ZM37 165V164H36ZM36 165L34 166V167H36ZM41 165V166H40ZM146 165V166H145ZM38 167H40L39 169H41L42 167H44V168H48L49 166L47 165L46 167H45V165L43 164V162H40L39 163V165H37ZM37 167V168H38ZM135 167V168H134ZM140 167H141V169H140ZM144 167H148L147 169H145ZM137 168V170L135 171L134 169H136ZM145 169V170H143V169ZM139 169H140V171H139ZM129 172H128V171ZM150 170H151V172H150ZM163 170V171H162ZM139 171V172H138ZM153 171L155 172V174H157V177H158V175H159V173L162 175L163 174V176H161V175H159V179L161 178V180L162 181H160L159 179V185H158V181H157V179L155 178L156 177V175L153 173ZM160 171V172H159ZM170 171H174V173H172V172H170ZM128 172V173H127ZM138 172V173H137ZM141 172V173H140ZM175 172H177V174L178 175H183V176H180V177H188V178H192L193 177V173H195V175H196V173H199L200 175V179L202 178V177H204V178H202V185H203V189H201V190H199V191H197V189L195 190L192 186H187V188H186V186H183L184 188H181L180 186L179 187H177L178 185L177 184H175V183H173V182H176L175 180H177V179H173L174 178V174H176ZM121 173V174H120ZM125 174V173H127L126 175H123V174ZM152 174L153 175V178H152V175H148V174ZM190 173H192V177H191V174ZM116 174V173H115ZM114 173H113V175H115ZM176 174V175H177ZM187 174H188V176H187ZM136 175H133V177L134 176H136ZM149 176V178H148V176ZM171 175V176H170ZM125 176H129V177H126L125 178ZM141 176V175H140ZM173 176V177H172ZM150 177L152 178V179H150ZM177 177V176H176ZM175 177V178H176ZM195 177V176H194ZM193 177V178H194ZM196 177H198V175H196ZM141 179L143 178V177H140ZM170 179V181H169V179ZM178 178V177H177ZM199 178V177H198ZM135 179H137V177L135 178ZM168 179V180H167ZM171 179H173V180H171ZM199 179V180H200ZM151 180L152 181H154V180H156L157 182H156V188L153 190L151 187H152V184H149V181H150V183H151ZM135 181V184H136V186H139V184L137 185V181L136 180H134ZM52 182V183H51ZM161 182H164V184L165 185H160V183ZM165 182H168V183H165ZM169 182H172V183H169ZM54 182L53 181H50V184H52V185H47V184H49V183H46V185H47V187H48V189H51L50 187L52 186V189L54 188V184H53ZM144 183V184H143ZM125 184V183H124ZM146 184H148V187L146 188ZM163 184V183H162ZM57 185V184H56ZM149 185H151V186H149ZM160 187V186H162V187H160V189L158 188V186ZM176 185V187H177V189H176V187L175 188H173L174 186ZM58 186V185H57ZM56 186V187H57ZM142 186H144V188H146V189H144ZM163 186H165V187H163ZM171 186H172V188H171ZM58 188V187H57ZM149 188L151 189V190H149ZM161 190L160 192H159V190ZM174 189V190H173ZM175 189H176V191H175ZM143 191L142 193L140 192V191ZM152 191V192H151ZM154 191L156 192V194H157V192H158V195H156L155 193H154ZM175 191V192H174ZM135 192V193H134ZM138 192V194H136ZM147 192H150V194L149 193H147ZM144 193H145V195H144ZM147 193V194H146ZM151 193H153V194H151ZM138 195L137 197H135L134 195ZM139 194H140V196L142 197V198H140V196H139ZM148 195V196H147ZM151 195H153V196H151ZM155 195V196H154ZM143 196L145 197V198H143ZM156 197V200L154 199ZM170 197V199L172 200H170V199H167V198H169ZM140 198V199H139ZM165 199H167V200H165ZM143 200H145V202L143 201ZM147 200H148V202H149V204H148V202H147ZM153 200H155V201H153ZM169 200L171 201V202H169ZM165 201H167L168 203H170V204H168L167 202H165ZM200 201H202V202H204L205 203V206L204 207H206V208H201L199 205H198V203L200 202ZM138 202V203H139ZM144 204H143V203ZM197 202V205L199 206V208H198V206H196V203ZM142 203V204H141ZM146 203V204H145ZM167 203V204H166ZM203 203V204H204ZM143 205H146V206H149L150 205V209H151V212H150V210H149V208L147 207V208H145L146 206H144L143 207ZM202 210H201V209ZM145 209V210H144ZM205 209H207V211L205 210ZM199 210V211H198ZM200 210H201V215L199 214V212H200ZM206 211V213L207 214H205V212H202V211ZM151 213V214H150ZM204 213V214H203ZM150 214V215H149ZM154 214V215H153ZM164 214V215H163ZM167 214H169V217H167L168 215ZM171 214V215H170ZM147 215H148V217H147ZM157 215H158V217H157ZM172 215H173V217H172ZM142 216H143V213H142ZM143 216V217H144ZM160 216V217H159ZM199 216H203V217H199ZM170 217H171V219H170ZM176 217V218H175ZM185 217H189V218H186L187 220H185L184 218ZM206 217V218H205ZM161 218H163L164 219V221H163V219L161 220ZM173 218V219H172ZM179 218V219H178ZM180 218L181 219H183L181 222H180ZM195 218H197V219H199V220H197V222L195 221L196 219ZM202 218V219H201ZM146 219V220H145ZM168 219V220H167ZM175 219V220H174ZM155 220H158V221H156V222H158L159 223V221H160V225H162V227L164 228V231H163V228L161 227V228H159L160 226H158V223H156L155 222ZM171 220V221H170ZM191 220H194V221H191ZM202 220H204L205 222H203ZM144 221H146V222H144ZM167 221V222H166ZM169 221L171 222L170 224H169ZM176 221V222H175ZM179 221V222H178ZM183 221H185V223L183 222ZM200 221H202V224H201V222ZM156 223V224H154V223ZM201 224V225H199V223ZM165 223H167L166 224V226H165ZM172 223H174L173 225H172ZM176 223V224H175ZM180 223V224H179ZM192 224V223H194V224H196L197 223V225H194V224H192L191 226L189 225V224ZM204 223V224H203ZM169 224V225H168ZM205 224H206V226H205ZM157 225V226H156ZM178 227V225H182V227L183 228H185V229H182V227H181V229L182 230H187V231H189V235L191 236V237H189L188 235H187V233L186 232H184V231H182L181 229H179L180 228V226L177 228L176 226ZM186 225H188V226H186ZM204 225V226H203ZM139 226H141V225H139ZM149 226V225H148ZM152 226V225H151ZM154 226H155V228H154ZM174 226V227H173ZM189 226H190V228H189ZM197 226V227H199V228H195V227ZM205 227V231H204V229H202L203 227ZM158 227V228H157ZM195 229H194V228ZM202 227V228H201ZM174 228H175V231H174ZM192 228H193V230H192ZM160 230V232L158 231V230ZM177 229H179V232H177L178 230ZM199 229V230H198ZM202 229V230H201ZM177 230V231H176ZM190 230H191V232H190ZM202 231L203 233H201V235L200 236H198L199 234H197L198 233V231L197 232H195V231ZM157 231H158V234H157ZM163 231V233H161ZM180 231H182V233H185L183 236L185 237V240H184V237L181 235V234H179L180 233ZM167 232H169V231H167ZM176 232V233H175ZM193 232H194V235H192L193 234ZM199 232V233H200ZM191 233V234H190ZM170 234H171V231H170ZM171 234V235H172ZM202 234H204V236L202 235ZM182 236V238L180 237V238H177V237H179V236ZM186 235L189 237H186ZM174 236H177V237H174ZM201 236H203V238H199V237H201ZM250 236H252V238L250 237ZM254 237V238H253ZM179 239V240H178ZM182 239V240H181ZM252 239V240H251ZM181 240V241H180ZM249 240V241H248ZM183 242V243H182ZM201 242V243H200ZM249 243V245H247L248 247H250V248H248L247 249V246L245 245V244H248ZM189 244H192V246L190 245L189 246ZM245 245V246H244ZM251 245H252V247H251ZM193 247L196 249V250H198V248H199V251H195L194 249H193ZM191 248V249H190ZM201 248H202V250H203V252L202 251H200L201 250ZM236 248V249H235ZM255 249H259V250H255ZM195 252H194V251ZM237 250V251H238ZM247 252H246V251ZM263 250V251H262ZM230 251V252H231ZM240 251V252H241ZM198 252H201V253H203V254H201V256H199L200 254L198 253ZM227 255V256H226ZM204 256V257H203ZM206 258V260L205 259H203V258ZM225 258V259H226ZM201 260H204V262L203 261H201ZM184 263L183 264H185V262L186 261H183ZM199 262H201V263H199ZM187 264H189L188 262H186ZM196 263V264H197Z\"/></svg>",
  "mask_w": 264,
  "mask_h": 264
},
{
  "label": "bare ground",
  "instance_id": "2",
  "mask_svg": "<svg viewBox=\"0 0 264 264\" xmlns=\"http://www.w3.org/2000/svg\"><path fill=\"white\" fill-rule=\"evenodd\" d=\"M28 1H34V0H28ZM36 1V0H35ZM35 1H34V3H35ZM39 1H43L44 2V0H39ZM49 1V0H48ZM57 1V0H56ZM85 1V0H84ZM104 1H107V0H104ZM116 1V0H115ZM137 1V0H136ZM141 2H143L142 0H140ZM145 2H146V0H144ZM154 1V0H153ZM159 0H157L156 2H158ZM161 1V0H160ZM166 1V2H165ZM164 1V3H166L167 5H168V7H175V8H177L178 9V7L179 8H181L182 9V11L184 10V13H185V10H186V13H188L187 11H190V10H194L193 12H197L196 14H198L199 12H201V15L203 14H209L208 12H210V14L209 15H213V16H215V17H213V18H209L208 19V24H209V26L210 25H212V27H213V29H215L216 31H221V28H223V30L222 31H226L225 32V37L224 38H219V39H217V38H214L215 40H209V39H206L207 41H204V40H197L196 38H194L193 37V39H196V40H192L190 37H189V40L191 39L192 41H191V43H190V51L192 52V53H190V51H188L187 53H188V55H192L191 56V58H199V59H201V60H199V62H198V64H200V61L202 62V64L203 65H210V64H214L215 62H221L222 60H224L226 63H228V65H231V66H233L234 64H230V63H235V64H237V66H242V67H245V66H247V67H245V68H247L246 70H247V72H245V71H242V69H240V68H238V69H236V71L237 70H241V72H238L237 71V73L236 74H234V72H233V74H234V76H232L233 77V79L231 80H228L229 82H226L227 80H225V83H222L221 82V80H217V81H212V82H210V83H207V82H198V81H191V82H189V81H187V83L184 85V84H182V85H180L181 84V82L179 81V83L177 82V79H179V78H177V79H175V78H170L169 80L167 79V77H165L166 79H165V81L164 82H162L161 80H158L157 78H160V77H154L155 79H157V81H155V79H154V83L157 85V86H155V88L157 89V87L158 88H163L164 87V85H165V87L167 86H169L170 87V90L169 91H172V89H173V91L175 90L174 88H175V86L177 87L178 86V88H179V86H181V88L183 87L186 91V93H189V94H192V96H190V97H195L196 96V94H200V92H202L203 90L205 91L203 94H205L206 92H210V90H211V88H213V89H216V90H218V91H216V90H213V91H216V93H218L219 91L222 93V94H229V95H232V96H229L230 97V100H231V98H233V96H236V97H239V96H237V95H240V98H241V94L243 95V93L245 92V93H247V92H252V90H254V83H255V85H256V83H259V82H262L263 83V81H264V0H165ZM1 2V1H0ZM11 2V1H10ZM13 2H16V1H14L13 0ZM12 2V4L13 5H15V3H13ZM19 2H21V1H19ZM24 2V1H23ZM22 2V3H23ZM26 2H27V0H26ZM37 2V1H36ZM52 2L54 3V1L52 0ZM88 2H90L89 0H88ZM112 2H114V1H112ZM162 3H163V0L161 1ZM6 2H4L3 4H5ZM8 3V5L10 6L11 5V7L10 8H12V4L10 3L9 4V2H7ZM17 3H18V0H17ZM16 3V7H17V5H19V4H17ZM22 3L19 5V6H21L22 5ZM32 3V2H31ZM38 3V2H37ZM46 3V2H45ZM57 3V2H56ZM63 3V2H62ZM61 3V4H62ZM94 3H96V2H94ZM135 3V2H134ZM144 3V2H143ZM143 3L141 4V5H143ZM149 3V2H148ZM145 4L144 3V5L146 6H150L151 4H152V1H151V4ZM3 4H1V5H3ZM39 4V3H38ZM37 4V6L39 7L40 5H38ZM41 4V3H40ZM43 4V3H42ZM48 3H46L45 5H47ZM91 4H92V2H91ZM90 4V6H91V8H93L92 7V5ZM97 4H99V3H96L95 4V6L97 5ZM140 4V3H139ZM158 4V3H157ZM156 4V5H157ZM7 5V4H6ZM57 5V4H56ZM58 5H59V3H58ZM87 5H88V3H87ZM101 5V4H100ZM159 5V4H158ZM5 5H3L2 7H4ZM8 6V7H9ZM23 6V5H22ZM29 6V5H28ZM34 6H36L35 4L32 6V4H31V6H30V10H28V11H32V7L34 8ZM36 6V7H37ZM42 6H44V5H42ZM49 6H50V2H49ZM73 6V5H72ZM90 6L88 7V8H90ZM94 6V5H93ZM94 6V7H95ZM7 7V8H8ZM15 7V8H16ZM24 7V6H23ZM45 7V6H44ZM43 7V8H44ZM47 7V6H46ZM71 7V6H70ZM98 7V6H97ZM125 7H127V6H125ZM158 7V6H157ZM160 7V6H159ZM9 8V9H10ZM14 8V9H15ZM19 8V7H18ZM18 8H16V9H18ZM42 8V7H41ZM51 8H52V11H56V9H57V11H59L60 13H58L59 15H64V16H67V17H72V15H73V17L75 18V19H77V18H82V23H84V20L85 19H87V18H85L84 20H83V17H86V15H85V13L84 14H81L80 12H78V13H73V12H75V11H73L72 12V10H70V8L68 7V5H66V4H63V5H59V6H57L56 7V9H54V7H52V5H51ZM73 8H75V7H73ZM77 8V7H76ZM91 8H90V10H91ZM128 8V7H127ZM149 8H152V7H149ZM153 8H154V5H153ZM165 8V7H164ZM0 9H2V10H6L7 11V9H3V8H0ZM20 9H21V7H20ZM20 9H18L17 11L19 12L18 14H20L21 12V10ZM23 9V8H22ZM35 9V8H34ZM45 9V8H44ZM54 9V10H53ZM98 9H99V7H98ZM159 8H156V10H158ZM163 9V8H162ZM162 9H159V10H162ZM172 9V8H171ZM1 10V11H2ZM37 11H38V9H36ZM36 10L34 11L35 13H38V12H36ZM80 10V9H79ZM87 10V14H88V9H86ZM96 10V9H95ZM101 10V7H100V9H99V11ZM102 10H103V8H102ZM159 10L157 11V12H159ZM197 10V11H196ZM1 11H0V13H1ZM9 11V10H8ZM7 11V12H8ZM10 11H13V8H12V10H10ZM9 11V12H10ZM24 11V10H23ZM27 11V10H26ZM27 11V12H28ZM93 11V10H92ZM104 11H106L105 9H104ZM104 11H102V12H104ZM171 10H169V13H171L170 12ZM173 12L175 11V9L174 10H172ZM181 10H179V12L181 13L182 12ZM192 11H190L189 12V14L190 15H192ZM199 11V12H198ZM15 12V11H14ZM33 12V11H32ZM98 12V11H97ZM97 12H95L96 14H94L93 16L94 17H96L98 20H100V21H102L103 23H105V25L107 24V25H109V26H112V27H115V28H117L116 30H118L119 28L122 30V32H120L118 35H120L121 33L123 34V31H124V33H127V35H128V33L129 34H135L137 31H136V29H138V32L140 31L139 30V28L137 27V28H135L134 26H136L135 24H134V26H132V25H128V24H126L125 26L124 25H119V22H121V21H119L118 23L116 22V20H118V19H116V17L115 16H112L113 18L115 17V19L116 20H114V19H112V18H110L109 16L111 15H109V16H106V14H101L100 12V14L99 13H97ZM109 12V11H108ZM108 12H107V14H108ZM116 12V11H115ZM156 12V13H157ZM164 12H166V11H164ZM163 12V10H162V13H164ZM3 13V12H2ZM1 13V14H2ZM13 13V12H12ZM23 13H25L26 14V12H23ZM90 13V12H89ZM106 13V12H105ZM113 13V12H112ZM155 13V12H154ZM160 13V12H159ZM168 13V14H169ZM176 13V12H175ZM183 13V12H182ZM184 13H183V15H184ZM1 14H0V16H1ZM17 14V12L16 13H13V15L11 14V12L9 13V18H11L12 19V16H15V15ZM32 14V13H31ZM39 14V13H38ZM48 14V13H47ZM167 14V15H168ZM174 14V13H173ZM194 14V13H193ZM196 14L195 15H193L194 17H196ZM218 14V15H217ZM8 15V14H7ZM26 15H28V13L26 14ZM30 15V14H29ZM28 15V16H29ZM33 15H35V14H33ZM40 15V14H39ZM42 15H45V17H46V14H42ZM113 15V14H112ZM116 15V14H115ZM167 15H162L163 16V18L164 17H166ZM178 15V14H177ZM207 15H205L204 17H206ZM208 15V16H209ZM3 16H5V15H3ZM2 16V17H3ZM19 16H21V15H19ZM18 16V17H19ZM23 16H25V15H23ZM49 16H52V15H49ZM92 16V15H91ZM90 16V14H89V18L91 17ZM116 16H118V13H117V15ZM172 16V15H171ZM171 16H167V18L166 19H168V21H171L169 18H171ZM175 16V18H176V15H174ZM173 16V17H174ZM178 16H181L182 17V15L181 14H179ZM189 16V15H188ZM199 16H200V14H199ZM198 16V17H199ZM2 17L0 18V19H2ZM17 17V18H18ZM33 17V16H32ZM41 17V16H40ZM169 17V18H168ZM5 18V17H4ZM14 18H16V17H13V19ZM39 18V17H38ZM37 18V19H38ZM47 18H48V16H47ZM47 18H45V20L47 19ZM49 18H52V17H49ZM48 18V19H49ZM92 18V17H91ZM95 18V19H96ZM175 18H173V19H175ZM179 17H177V19H178ZM183 18V17H182ZM190 18H192V17H190ZM7 19V21H5ZM11 19H10V21H11ZM12 19V20H13ZM40 19H42V18H40ZM54 19V18H53ZM60 19H61V17H60ZM66 19H68V18H66ZM94 19V18H93ZM44 20V21H45ZM55 20V19H54ZM57 20V19H56ZM55 20V21H56ZM64 20H65V18H64ZM68 20H70V19H68ZM90 20V19H89ZM88 19H87V21H89ZM10 21L8 20V17L7 18H5L4 19V21L2 20V22H4V23H6V24H8V22H9V25H11V23H10ZM13 21H16V20H13ZM17 21L19 22L20 20L19 19H17ZM22 21V20H21ZM38 22L36 19H32V18H28L27 19V23H29L30 24V26H29V29H31V31L32 32H34V34L37 36H33V35H31L32 37H30V36H28V37H30V38H34L35 39V37L37 38V42H39L40 43V45L41 44H43V46H44V44H53L54 42H57V44H58V40L59 39H62V38H60V36L57 38L56 36L57 35H54V33H52V34H50L51 33V31L50 30H52V29H49V30H47V31H45L44 30V28H45V26L44 25H42V26H38L35 22ZM53 20H51L50 21V19L48 20V21H45V23H51ZM93 21V20H92ZM99 21V22H100ZM173 21V20H172ZM178 21V20H177ZM197 21V20H196ZM40 22V21H39ZM57 22V21H56ZM80 22V23H81ZM175 22V21H174ZM223 22H224V24H223ZM3 23V24H4ZM21 23V22H20ZM19 23V24H20ZM25 24H26V22H24ZM42 23H44V22H42ZM56 24L55 22H52L51 24ZM61 23V22H60ZM91 23H93V22H91ZM90 23V24H91ZM96 23V22H95ZM94 23V24H95ZM101 23V22H100ZM103 23L101 24L102 25V27L104 28V27H108V26H105V25H103ZM117 23V24H116ZM176 23V22H175ZM0 24L2 25V23H1V20H0ZM13 24V23H12ZM16 24H17V22H16ZM19 24H18V26H19ZM21 24H23V22L21 23ZM67 24V23H66ZM121 24V23H120ZM179 24V23H178ZM177 24V25H178ZM1 25H0V28L2 29V27H4V26H2L1 27ZM64 25V24H63ZM63 25H62V27H63ZM84 25H86V24H84ZM92 25V24H91ZM91 25H88L87 24V26H86V28L88 27V26H91ZM179 25H185V24H179ZM187 25V24H186ZM22 26V25H21ZM20 26V27H21ZM28 26V25H27ZM53 26V25H52ZM60 26V25H59ZM65 26V25H64ZM97 26H99V25H97ZM180 26V27H181ZM8 28H7V30L10 28L9 26H7ZM49 27V26H48ZM54 27H55V25H54ZM58 26L56 25V28H57ZM67 27V26H66ZM85 27V26H84ZM83 27V28H84ZM95 27V26H94ZM101 27V28H102ZM186 27V26H185ZM185 27H183L182 26V29L183 28H185ZM188 27V26H187ZM186 27V28H187ZM22 28V27H21ZM60 28V27H59ZM85 28V29H86ZM114 28V29H115ZM185 28V29H186ZM234 29V30H236L237 32H238V35L239 36H241L240 35V32H241V34H242V32L244 33H247V35H245V37H243V34H242V38L241 37H235V36H237V35H232V34H234V33H231V34H229L230 32H231V29ZM12 29V30H11ZM10 30L11 31H14V29L13 28H11ZM16 29H18L17 27H16ZM23 29H25V27H23ZM84 29V30H85ZM89 29V28H88ZM88 29H86V30H88ZM92 29V28H91ZM108 29H112V28H108ZM114 29H112V30H114ZM189 29H191V26H189ZM212 29V28H211ZM7 30H5V32L7 31ZM21 30V29H20ZM54 30V29H53ZM56 30H58L59 31V29H56ZM65 30V29H64ZM64 30H60V32L61 31H64ZM83 30V29H82ZM98 30H101V29H98ZM112 30H111V32H112ZM116 30H114V31H116ZM188 30V29H187ZM214 30V31H215ZM4 30L2 29V31L1 32H3ZM16 31V30H15ZM25 31V30H24ZM65 31H67V30H65ZM70 31V30H69ZM72 31V30H71ZM90 31H92V33H93V35H94V32L96 33V31H94L93 29L92 30H90ZM94 31V32H93ZM103 31H105V30H103ZM113 31V32H114ZM228 31H230L228 34H227V32ZM8 32H9V30H8ZM50 32V33H49ZM68 32V31H67ZM73 32V31H72ZM72 32H69V33H72ZM101 32V31H100ZM99 32V33H100ZM107 32H108V35H107ZM105 31V34L107 35V36H109L110 35V31ZM110 32V33H109ZM118 32V31H117ZM137 32V33H138ZM189 32H191V31H189ZM7 33V32H6ZM9 33H11V34H8L7 33V35H10L11 37H14V35L16 34V32L14 33V35L12 36V32H9ZM18 33V32H17ZM25 33V32H24ZM69 33H66L65 32V34H68L69 35ZM97 33H98V31H97ZM136 33V34H137ZM218 33V32H217ZM2 34V33H1ZM4 34V33H3ZM21 34H23V33H21ZM29 34V33H28ZM61 34V33H60ZM63 34H64V32H63ZM61 35V36H64V35ZM74 34H76L75 32L72 34V37L73 36H75ZM112 34V33H111ZM115 34V33H114ZM191 34V33H190ZM236 34V33H235ZM17 35H20V34H17ZM25 36H27L26 34H24ZM92 35V34H91ZM99 35H101V34H99ZM113 35V34H112ZM111 35V37H113V38H111V39H114L115 40V38H114V35L112 36ZM138 35H141L139 38L141 39V37L142 38H144L142 35H144V33L142 34V32L140 31L139 33H138ZM147 35V33L144 35V36H146ZM149 35L150 34H148V37H149ZM153 35V34H152ZM151 35V36H152ZM159 35V34H158ZM197 35V34H196ZM199 35V34H198ZM224 35V34H223ZM259 35V36H258ZM4 36V35H3ZM10 36L8 37V38H10ZM77 36H79V34L77 35ZM90 36V35H89ZM96 37H97V35H95ZM117 36V35H116ZM122 36V35H121ZM134 36V38H135V36L136 35H133ZM132 36V37H133ZM150 36V37H151ZM157 36V35H156ZM156 36H152L151 37V40H153L154 42L155 41H157V43L155 42L154 44L156 45V47H159V44H158V41H160V42H162V40L164 41L165 40V38L164 39H160V37H156ZM167 36V35H166ZM172 36V35H171ZM192 36V35H191ZM6 37V36H5ZM16 37V36H15ZM15 37H14V40L17 42V40L18 39H15ZM21 38H24V37H22V36H20ZM20 37H18V38H20ZM91 37V36H90ZM92 37H94V36H92ZM100 37V36H99ZM98 37V39L100 40L101 38H102V35H101V38H99ZM120 36H118V38H119ZM126 37H128L129 38V36H126ZM126 37H125V39H126ZM149 37V38H150ZM17 38V37H16ZM25 38H27V37H25ZM67 38V37H66ZM78 40H79V37H76ZM75 38V39H76ZM95 38V37H94ZM107 38V37H106ZM110 38H108V39H110ZM146 38H147V36H146ZM146 38H145V43H147L146 42ZM162 38V37H161ZM177 38V37H176ZM13 39V38H12ZM76 39V40H77ZM105 39V38H104ZM122 40L123 39V36H122V38L120 37L119 38V40ZM125 39H123L124 41L123 42H125L126 40ZM133 38H131V39H127V40H132ZM135 39H138V38H135ZM140 39H138V41L140 40ZM168 39V38H167ZM169 39H173V37L172 38H169ZM2 40V43L4 42V45H5V43H8L9 41H3V40H5V38L4 39H1ZM0 40V41H1ZM33 40V39H32ZM70 40V39H69ZM72 40V39H71ZM106 41H107V39H105ZM105 40H103V41H105ZM114 40H111L112 42H114ZM150 39L149 40H147V41H151ZM171 40L169 41V42H171ZM173 40H175V39H173ZM11 41H13V40H11ZM18 41H21V40H18ZM33 41H35V40H33ZM101 41H102V39H101ZM105 41V42H106ZM109 41L110 40H108L107 42L109 43ZM110 41V42H111ZM118 41V40H117ZM116 41V42H117ZM142 41V40H141ZM140 41V42H141ZM144 41H142L143 42V44H144ZM178 41V40H177ZM183 41V40H182ZM184 41H188V40H184ZM106 42V43H107ZM112 42L111 43H109L110 44V49H112L113 47H114V44L112 45ZM123 42H121V41H119V43L121 44L122 43V45H123ZM140 42H138L137 44L135 43V41L133 42V43H135L136 44V46L140 43ZM141 42V43H142ZM165 43H166V46H168L167 45V41H164ZM168 42V44H170ZM173 42V45L175 46V45H180V43L179 44H175L174 43V41H172ZM171 42V43H172ZM1 43V42H0ZM1 43V44H2ZM13 43H14V41H13ZM64 43V42H63ZM66 43H68V42H66ZM65 43V44H66ZM72 43H75V42H72ZM77 43H79V42H77ZM76 43V44H77ZM81 43H83L82 41H81ZM80 43V45H82L83 46V44H81ZM88 43V42H87ZM91 43V42H90ZM94 43V42H93ZM105 43V44H106ZM115 43V42H114ZM127 41L124 43V45L126 44V46H127ZM131 43V42H130ZM130 43H128V44H130ZM140 43V44H141ZM164 43V44H165ZM177 43V42H176ZM182 43H184V42H182ZM186 43V42H185ZM0 44V46L1 47H5L7 50H9V48H7L8 46H4L3 44L1 45ZM10 44V43H9ZM15 44V43H14ZM14 44H10V45H14ZM17 44V43H16ZM15 44V45H16ZM18 44H20V43H18ZM23 44V43H22ZM22 44H20V45H22ZM26 44V43H25ZM59 44H60V42H59ZM58 44V45H59ZM64 44V45H65ZM76 44H74V46L76 45ZM94 44H97V43H94ZM99 45L101 44V43H98ZM97 44V45H98ZM116 44V43H115ZM119 44V46L121 47V45ZM147 44H149V43H147ZM152 44V43H151ZM158 44V45H157ZM7 45V44H6ZM26 45H28V44H26ZM32 45V44H31ZM30 45V46H31ZM34 45V44H33ZM40 45H35V46H39V48L40 49H42L41 48V46ZM71 45L72 44H70V42H69V46L71 47ZM80 45H76L77 47L79 46V51H80V49H82V51H84L85 50V48H86V46H84L85 48L83 49V47H81ZM89 46H91V44H88ZM97 45H95V46H97ZM111 45H112V48H111ZM117 45V47H118V44H116ZM146 45V44H145ZM61 46H62V44H61ZM67 46V48H70V47H68V45H66ZM73 46V45H72ZM73 46V47H74ZM130 46H131V44H130ZM151 46V45H150ZM161 46H163V45H161ZM165 46V45H164ZM165 46V47H166ZM182 46V45H181ZM187 46V45H186ZM186 46H184L183 45V47L182 48H187ZM189 46V45H188ZM23 47H26L24 44H23ZM32 47V46H31ZM31 47H27V48H31ZM56 47V46H55ZM64 49H65V46H62ZM73 47H72V49H73ZM102 47V46H101ZM123 47H125V46H123ZM134 47V46H133ZM139 47H140V45H139ZM142 47H144V45L142 46ZM154 47V46H153ZM164 47V49L166 50L167 48H169V47H167V48H165ZM170 47H173L171 44H170ZM12 48V47H11ZM10 48V49H11ZM14 48V47H13ZM20 48V47H19ZM22 48V47H21ZM38 48V49H39ZM44 49H45V47H43ZM48 48L49 49H52L51 47H49L48 46ZM53 48H54V45H53ZM61 47L59 46V49H60ZM75 49H76V47H74ZM87 48H89V47H87ZM100 48V47H99ZM104 48V47H103ZM114 48H116V47H114ZM112 49V50H114V51H122L123 49H126V48H120V49ZM131 48H132V46H131ZM130 48V49H131ZM135 49H136V47H134ZM181 48V47H180ZM189 48V47H188ZM187 48V49H188ZM24 50H26L25 48H23ZM32 49V48H31ZM31 49H29V51L31 50ZM34 49V48H33ZM40 49H39V51H40ZM46 49H47V45H46ZM57 49H58V47H57ZM56 49V50H57ZM58 49V50H59ZM109 49V50H110ZM122 49V50H121ZM143 50L145 49V47L144 48H142ZM147 49H148V51H145V53L147 52V53H153V51L151 52V50H149V49H153V48H149V47H147ZM175 48H173V49H171V52H172V50H174ZM183 49V50H184ZM1 51H3V49H0ZM7 50H5V51H7ZM12 50V49H11ZM48 50V49H47ZM55 49L54 50H52V52L53 51H56ZM57 50V51H58ZM74 50V49H73ZM73 50H71L70 52H72ZM77 50V49H76ZM75 50V51H76ZM88 50H91V52L90 51H88ZM95 50H98V47H96L95 48ZM102 50V49H101ZM106 50V49H105ZM107 50H108V48H107ZM108 50V51H109ZM112 50H111V52H112ZM131 50H133L132 52L130 51V53H131V55H132V53H135L134 51H139L140 52V50H138V48L136 49V50H134L133 48L131 49ZM167 50H169V49H167ZM167 50H166V52H167ZM218 50H221V52L219 53V51ZM0 51V52H1ZM5 51H3V52H5ZM35 51H37L36 50V47H35ZM49 51H51V50H48L47 52H49ZM59 51H61V49L59 50ZM74 51V52H75ZM78 51V50H77ZM87 51L88 52H90V54H92V52H93V50L92 49H87ZM100 51V50H99ZM103 51V50H102ZM113 51V52H114ZM119 51V52H120ZM156 50H154V52H155ZM170 51V50H169ZM175 51H177V49L175 50ZM179 51V50H178ZM214 51H218V55H217V53L215 54V52ZM3 52H2V55H3ZM9 52H10V50H9ZM8 51H7V53H9ZM12 53H13V51H11ZM27 51H25V53L24 52H22V55H23V53L24 54H28V53H26ZM33 52H34V50H33ZM86 52V51H85ZM105 52V51H104ZM110 52V51H109ZM112 52V53H113ZM125 52H128L129 53V51H127V50H123V55L125 54ZM136 52V53H137ZM157 52V51H156ZM156 52L155 53H153V54H156ZM159 52V51H158ZM166 52H165V55H166V59L167 60H169L170 58H172L174 55H177L179 52H174V53H177V54H171V56L172 57H170V55L169 56H167V54L168 53H171V52H168L167 54H166ZM181 52H182V50H181ZM184 52V55H186L187 53L185 52V51H183ZM212 52H214V53H212ZM16 53H19L20 54V50H18V52L16 51ZM37 53L39 54V52L37 51ZM42 53H43V51H42ZM42 53H41V55L40 56H42ZM51 52H49L48 53V55L50 54ZM75 53H77V52H75ZM95 53H98V52H96L95 51ZM112 53H110V55L109 56H111V54ZM121 53V54H122ZM129 53V54H130ZM142 53H144V51L142 52H140V55L139 54H134V55H139L140 57L139 58H141V55H143L144 56V54H142ZM162 53H164V52H162ZM161 53V51H160V53H158L159 55L160 54H162ZM186 53V54H185ZM190 53V54H189ZM212 53V54H211ZM36 54V53H35ZM74 54V53H73ZM87 54H89V53H87ZM102 54H104V53H102ZM113 54H115V53H113ZM150 54H149V56H150ZM180 55H181V53H179ZM8 55V54H7ZM10 55V57L11 58H14V57H12L11 56V54H9ZM8 55V56H9ZM17 55V54H16ZM21 55V56H22ZM28 55H30V52H29V54ZM31 55H32V52H31ZM37 55V54H36ZM43 55H45L44 53H43ZM52 55L54 56L55 55V52H54V54L52 53ZM107 55V54H106ZM106 55L104 56V55H102V58L104 57H106ZM118 55V54H117ZM119 55H120V53H119ZM126 55L129 57V55L126 53ZM126 55H124L125 57H123V58H126L125 60H127V56ZM148 54H146L145 56H147ZM14 56H15V54H14ZM18 56V55H17ZM16 56V57H17ZM20 56V55H19ZM18 56V57H19ZM24 57H26L27 55H23ZM23 56L21 57V58H23ZM33 56H34V54H33ZM33 56H30L29 58H31V57H33ZM39 56V55H38ZM52 56V57H53ZM56 56V55H55ZM90 56V55H89ZM91 56H94L93 54L91 55ZM101 56V55H100ZM121 56V55H120ZM161 56V55H160ZM162 56H163V54H162ZM1 57H3V56H0V59H1ZM5 57L7 58V56L5 55L3 58V60L2 61H4V63L6 62L5 61ZM17 57V58H18ZM35 58L37 57V56H34ZM34 57H33V59H34ZM51 57V58H52ZM70 57H72L71 55H70ZM76 57H78V59H79V56H76ZM76 57H75V59H76ZM112 57V56H111ZM111 57H108V58H111ZM115 57V56H114ZM114 57H113V59H114ZM154 57H157V56H155L154 55ZM159 57V56H158ZM158 57H157V59H158ZM168 57H170V58H168ZM178 57H179V55H178ZM181 57H183L182 55H181ZM11 58H9V59H11ZM20 58V59H21ZM47 58V57H46ZM55 58H57V57H55ZM53 59V61H52V63L51 62H48L49 60H47L46 59V61L48 62V64L50 63V66L48 67L49 69H50V67H52L51 65H53V63H55L54 61L56 60V59ZM73 59H71V60H75L74 59V57H72ZM92 58V57H91ZM100 58V57H99ZM103 58V59H104ZM108 58H105V59H108ZM121 58V57H120ZM122 58V59H123ZM129 58H131V57H129ZM147 58H149L150 60H152L153 61V59H151V56L150 57H147ZM180 58V57H179ZM16 59V58H15ZM20 59H18L19 61H21ZM24 59L25 58H23L22 59V62L21 63H18L19 61L16 59V62L19 64V65H25V64H22V63H24L23 61H24ZM43 59H45V58H42V60ZM49 59H50V56H49ZM62 59V58H61ZM103 59H100L101 61L103 60ZM142 59V58H141ZM145 59V58H144ZM148 59V60H149ZM156 59V58H155ZM161 59V58H160ZM164 59H165V56H164ZM173 59H178V58H176V56L174 57V58H172L171 60H173ZM0 60V61H1ZM6 60H8V59H6ZM11 60H13L14 61V59H11ZM25 60H27V58L25 59ZM31 60H32V58H31ZM40 60V59H39ZM42 60H40V64H41V61ZM51 60V59H50ZM118 60H120V59H118ZM118 60H116V61H118ZM1 61V62H2ZM10 61V60H9ZM12 61V62H13ZM28 61L29 62H31V64H33L32 63V61H30L29 59H28ZM35 62H38V60L36 61V60H34ZM33 61V62H34ZM45 61V60H44ZM45 61V62H46ZM57 61L59 62V61H61V60H58L57 59ZM128 61V60H127ZM170 61V60H169ZM198 61V60H197ZM196 61V62H197ZM1 62H0V65H2L3 66V63L1 64ZM29 62H27V63H29ZM45 62H43L42 64H44V66H45ZM65 61H62V62H59L60 64L61 63H64ZM73 62V61H72ZM81 62V61H80ZM94 62V61H93ZM103 62V61H102ZM113 62V61H112ZM9 63H11V62H9ZM8 63V64H9ZM13 63H15V62H13ZM39 63V62H38ZM58 63V64H59ZM74 63V62H73ZM92 63V62H91ZM101 63V62H100ZM107 63H110V61L109 62H107ZM16 64V63H15ZM14 64V65H15ZM37 63H35V64H33V65H36ZM39 64V65H40ZM67 64H69V63H66L65 65H63V66H68ZM77 64H80V63H75V65H77ZM95 64V63H94ZM112 64V63H111ZM136 64H138V63H136ZM201 64V65H202ZM10 65V64H9ZM14 65H12L11 67H13ZM32 65V66H33ZM56 65V64H55ZM54 65V66H55ZM62 65V64H61ZM61 65L60 66H58V68L59 67H61ZM70 65V64H69ZM72 65V64H71ZM74 64H73V66H75ZM89 66H90V64H88ZM93 65V64H92ZM99 65V64H98ZM103 64H101V66H102ZM120 65H122V64H120ZM2 66H1V68H2ZM32 66H30V67H32ZM46 66H48L47 64H46ZM78 66V65H77ZM77 66L75 67V68H77ZM108 66V65H107ZM110 66H112V65H110ZM237 66H236V68H237ZM4 68L6 67V63H5V66H3ZM29 66H28V68L27 69H25V70H28L29 71V68H30ZM36 67H38V68H41V65L40 66H38V64H37V66ZM56 67V66H55ZM54 67V68H55ZM69 67V66H68ZM71 67V66H70ZM69 67V68H70ZM91 68V70L93 71V67H94V65H93V67L92 66H90ZM95 67H96V65H95ZM120 67V66H119ZM234 67V66H233ZM241 67V68H242ZM3 68V69H4ZM7 69H8V67H6ZM35 68V67H34ZM38 68H36V69H38ZM54 68H53V70H54ZM63 68V67H62ZM67 68V67H66ZM68 68V70L69 71H71L72 69H69ZM72 68H74V67H72ZM74 68V69H75ZM104 69H105V67H103ZM108 68H110V67H108ZM113 68H115V67H113ZM9 69H12V68H9ZM13 69H16V68H13ZM17 69H18V67H17ZM16 69V70H17ZM52 69V68H51ZM50 69V70H51ZM64 70H61V69H58V70H60V71H64L66 74L67 73H69V71H67V69H66V71H65V68H63ZM121 69V68H120ZM234 69H235V67H234ZM21 71H22V69H20ZM40 69H38V71L36 70L35 71V69H34V71H35V73L36 72H40L39 71ZM43 70V69H42ZM84 70H86V69H84ZM95 70H96V68H95ZM100 70V69H99ZM97 71V72H99L98 74H100V71ZM111 71H112V69H110ZM123 70V69H122ZM244 70V69H243ZM1 71V70H0ZM11 70H9V72H10ZM15 70H12L11 72H10V75H8L9 76V79H10V76H12L13 74H15L16 73V79H13L12 77V80H15V81H13V82H15L14 83V86H13V82L10 80V83L12 82V86L10 87V89H8L7 87H5L6 85L8 86V84H6V85H4L3 83H1V84H3L4 85V87H2L1 86V84H0V264H183L184 262L183 261H186V262H188L189 264H196L197 263V261H199L198 259H201V257L200 258H198L197 259V261L195 260L196 259V257H195V259H191L190 257H187V256H189V255H187L188 254V252H191L189 249H188V247L186 246V247H184L188 242L186 241V243H185V241H183L184 242V245L183 246H181L180 245V243L178 244V242L179 241H175V240H177V239H175V238H173V235H177V234H172L173 232H172V230H168L167 228H170V227H168V226H166V224L167 223H165V226L167 227L165 230H167V231H169V232H167L166 231V233H163V231H164V228L162 227V225H160L159 223H160V221L163 219V218H161V220L159 221V223L158 222H156V221H158V220H155V222L156 223H158V226H160L159 228H163V231L161 232V233H163V234H160V238H159V236L157 237V235L154 233V232H156L154 229H153V224L151 223L152 221H150V218L153 220V218H154V216H153V218H152V216H150V218H148V222L150 223V224H146L147 222L146 221H144V222H146L145 224L144 223H142L143 222V220L142 219H144L145 218V216H144V213H147V211H148V209H147V211L146 212H141V208H142V205H141V207H140V200H142V199H140V198H142L141 196H140V194H139V196H140V200H137V196L138 195H136V194H138V192L134 195L135 197H137L136 199L132 196V191H130V190H128L129 189V187H125L126 185L128 186V184H131V188H132V190L133 191H135L136 189H135V187H137V189H138V187H139V190L140 189H142L141 188V186H140V183L139 182H141L140 180H142V182L143 181H148L146 178H144V175L145 174H143V176H142V173L140 174V175H136V173L135 174H133V175H136V176H134L133 177V175L131 174L132 172H133V170L131 169V168H133L132 166H131V168H129V170H131L129 173L130 174H127V173H125V174H123V175H131L132 177H130L131 179L129 180L128 178L127 179H124V178H122L120 175L118 176V171H120V170H122V169H124L125 167H126V165L129 163H127V162H125V160H124V162L126 163V165L125 164H123V161H122V159H121V162H120V156H121V149L119 150V148L121 147V146H123V145H121L117 150L119 151L118 153L120 154V156H119V159H117L116 158V153H115V157L113 156L114 154H112L110 151V149H112V148H114V147H112V148H110L109 150H107V147L109 148V146H107L108 145V143L105 141V143H107V144H104L103 145V143H101L102 144V146L101 147H99L101 144H99V146L97 145L98 143V141H97V138H95L96 139V142H95V139H93V141L96 143V146L93 144V142H91L92 144H88L87 143V141H85L87 138L89 139V137L92 135V134H94L95 132H93V131H90L89 129V131L90 132H92V134L90 133V136L88 135V133H87V131L88 130H86L87 128H78L77 127V125H79L78 123L75 125V124H72V122L73 123H76V121L77 120H79V119H77V120H75V122L74 121H71V120H69L70 118L68 117L67 118V116L65 115V117L66 118H64V119H61V116H59L60 117V119L59 118H57V119H59V120H54L53 121V123H52V126L51 125H49V124H46V121L44 122V120L43 121H41V120H38V121H40V122H34V120L35 119H28V121H27V118H29V117H32L33 118V116L32 115H29V117H26V116H28V115H25L24 113H25V111H27L26 110V105L24 104V102H25V99H26V97L28 96V97H31V96H29V91H28V87H29V83H28V85H27V79H33V77H31V75H29V74H25L26 75V78H20L19 77V73H22L21 71L18 73V70L15 72V73H13ZM30 71H33L32 69H30ZM29 71V72H30ZM47 67H46V72L45 73H47ZM52 71V70H51ZM54 71H56V75L57 76H59L58 74H59V71H57V69H55ZM74 71V70H73ZM73 71H71V72H73ZM77 71H80V69H78ZM76 71V72H77ZM88 71V69L86 70V72ZM92 71H90V72H88V73H91ZM109 71V70H108ZM114 71V70H113ZM119 71H121V70H119ZM235 71V72H236ZM8 72V71H7ZM6 72V73H7ZM24 72H26V71H24L23 70V73ZM64 72H60V73H63L64 74ZM71 72H70V74H68V76L70 75V76H72L71 75ZM85 72V71H84ZM86 72L84 73V75L86 74ZM104 72L106 73L107 72V69H105L104 70ZM118 72V71H117ZM117 72H115V73H117ZM122 72V71H121ZM11 73H12V75H11ZM40 73H43L44 74V70H43V72H40ZM50 73V72H49ZM52 74H53V71L51 72ZM75 73V72H74ZM73 73V74H74ZM79 73V77H78V79H83V77H81L80 78V73L81 72H78ZM102 73H103V71L101 72V74H100V76H102ZM104 73V74H105ZM107 73H112V72H107ZM123 73V72H122ZM4 75H7V74H5V73H3ZM31 74H33L32 72H31ZM62 74V75H63ZM66 74L64 75V77L66 76ZM82 74H83V71H82ZM95 74H96V72H95ZM127 74H129V73H127ZM127 74H126V76H123L125 79H128V80H126V81H128L127 82V84L129 85L130 83H131V81H129V79L131 78V77H127ZM3 75V76H4ZM21 75V74H20ZM37 75H40L39 73L37 74ZM37 75H36V79H37ZM83 75V76H84ZM87 75V74H86ZM111 75V74H110ZM122 75V74H121ZM121 75H117V76H119V77H117L116 75H114L113 74V76H111L112 78L114 77V76H116L118 79H116V80H119V78H121L122 76ZM123 75H125V74H123ZM131 75V74H130ZM229 75V76H228ZM230 73H228V74H226V76H228V78H230ZM0 76L2 77V75H1V73H0ZM15 76V75H14ZM23 75H21V77H22ZM32 76H34V79H35V74L34 75H32ZM50 76V75H49ZM52 76L53 75H51L50 77L52 78ZM76 76H77V74H76ZM88 76V75H87ZM87 76H85L84 77V79L85 78H87ZM90 76V78L92 79V77H91V75H89ZM99 75H97V77H98ZM106 76L108 77L109 75H107L106 74ZM105 75H104V77L103 78H105L106 77ZM121 76V77H120ZM176 76V75H175ZM5 77L7 78V76H4V80H1V81H5V82H8V81H6L5 80ZM41 77V76H40ZM61 77V76H60ZM60 77H57V78H60ZM74 77V76H73ZM70 78V79H72V81H73V79H76V78ZM231 77V78H232ZM49 78V77H48ZM56 78V80L58 81L59 79H57ZM90 78H87V79H90ZM100 78H102V77H100ZM99 78V79H100ZM109 78V77H108ZM107 78V79H108ZM124 78H122V80H121V82L124 80ZM161 78H164V77H161ZM160 78V79H161ZM47 79V78H46ZM46 79H40V80H38V81H45ZM53 79H55V77L53 78ZM60 79H62V81H66V79H68V81H69V77L67 78L66 77V79H63V77H61ZM98 79V78H97ZM114 79H115V77H114ZM175 79V80H174ZM52 80V79H51ZM105 80V79H104ZM164 80V79H163ZM181 80V79H180ZM47 82H48V79L46 80ZM61 81V82H62ZM71 81V80H70ZM75 81H79L80 82V80H75ZM90 81H93V84H94V80H90ZM98 81V80H97ZM100 81V80H99ZM109 81V80H108ZM112 81H114V83H115V80H112ZM125 81V80H124ZM125 81V82H126ZM144 81H146V80H144ZM151 83H153L151 80H149ZM148 81V82H149ZM158 81H161L160 83L161 84H158ZM223 81V80H222ZM52 82V81H51ZM55 82V81H54ZM84 82H86V81H84ZM84 82H82L81 81V85H83L84 84ZM109 82H111V81H109ZM121 82H117L116 83V85H119V83L121 84ZM130 82V83H129ZM142 82V81H141ZM186 82V81H185ZM41 84H42V82H40ZM57 83V82H56ZM59 83V82H58ZM65 83H67V81L65 82ZM64 83V84H65ZM89 82H86L85 84H88ZM99 83H102L103 84V87H107V85H108V83H105V82H99ZM104 83H105V85H104ZM132 83H136L137 84V82H132ZM73 84V83H72ZM71 84V85H72ZM80 87H81V89H82V86L79 84V83H77ZM76 84V85H77ZM92 84V83H91ZM107 84V85H106ZM113 84V83H112ZM124 84V83H123ZM134 84H132L133 86H134ZM139 84H141V83H139ZM139 84H137V86L136 87H139L138 85ZM142 84H148V83H143L142 82ZM150 84V83H149ZM31 85H32V83H31ZM33 85H35V83H33ZM45 85V84H44ZM48 86L47 87H49L50 85L49 84H47ZM51 85L53 86V83H51ZM58 85V84H57ZM56 85V87H59L60 85H61V87H62V83L60 84V85H58L57 86ZM71 85H68L69 87H71ZM75 85V86H76ZM89 85H90V83H89ZM114 85V84H113ZM112 85V86H113ZM115 85V87H117ZM122 85V84H121ZM151 86L153 85V84H150ZM161 85H163V86H161ZM258 85V84H257ZM259 85H261V83L259 84ZM264 85V84H263ZM262 85V86H263ZM36 86V85H35ZM73 86H74V84H73ZM74 86V87H75ZM84 86V85H83ZM85 86H88V85H85ZM95 86V85H94ZM111 85H110V87H112ZM133 86H131V87H129V86H124V87H126V89H128V87L129 88H132ZM134 86V87H135ZM141 86V85H140ZM142 86H144V85H142ZM141 86V87H142ZM151 86H149L148 85V87H151ZM160 86V87H159ZM171 86H174V88H172ZM262 86H260L261 88H262ZM33 87V86H32ZM31 86L29 87V88H32ZM37 87V86H36ZM36 87H33L34 89L36 88ZM46 87V86H45ZM109 87V86H108ZM115 87H113V88H115ZM119 87V86H118ZM124 87L123 86H121V88H123V90H122V92L124 93L125 92V90H124ZM132 88V89H136V93H135V91L133 92V90H132V92L133 93H135V94H133V95H137L138 93L140 94V95H142L141 94V90L139 89V88ZM145 87V86H144ZM6 88V89H5ZM50 89L52 88V87H49ZM48 88V89H49ZM54 88H55V86H53V88L51 89L52 90V92L53 93H55L54 91ZM83 88H86V87H83ZM143 88V87H142ZM172 88V89H171ZM178 88H176V90L178 89ZM180 89L179 88V91L181 90H184V89ZM256 88H257V86H256ZM41 89V88H40ZM39 88H38V90L41 92L42 91V89L40 90ZM45 89V88H44ZM49 89V91H51ZM59 89H61V88H59ZM59 89H57L56 88V90L58 91ZM62 89H64V88H62ZM80 89V88H79ZM78 89V90H79ZM88 89H89V87H88ZM87 89V90H88ZM93 89V88H92ZM92 89H89V90H92ZM96 89V88H95ZM94 89V90H95ZM139 89V90H138ZM165 89H169V88H165ZM205 89H209L208 91H206ZM37 90V91H38ZM54 90V91H53ZM67 90V89H66ZM68 90H70L69 88H68ZM72 91L74 90V89H71ZM83 90V89H82ZM88 90V91H89ZM110 90V89H109ZM112 90H113V92H112ZM116 90H118V88L116 89ZM129 90V89H128ZM137 90L139 91V92H137ZM144 90V92H145V89H143ZM142 90V91H143ZM151 90H154V88L153 89H151ZM150 90V91H151ZM175 90V92H177ZM260 90H264V89H260L259 88V90H257V91H259V92H261L260 93V96H261V94H262V97H264L263 95V91H260ZM7 91V92H6ZM33 91V90H32ZM31 91V92H32ZM44 91V95H46L47 94V90L45 91V90H43ZM43 91L41 92V93H43ZM57 91H56V93H57ZM65 91V90H64ZM75 91V90H74ZM98 91V90H97ZM113 94H115V93H117V95H121V97L123 96L124 97V94L122 95L121 93L120 94H118L120 91H116L115 93H114V91H115V89H111L110 90ZM127 91V90H126ZM130 91V90H129ZM148 91V90H147ZM180 91V92H181ZM188 91V92H187ZM256 91V90H255ZM255 91H254V93H255ZM45 92H46V94H45ZM149 92V91H148ZM175 92H173V93H175ZM180 92H179V96H180ZM184 92V91H183ZM185 92H184V94L183 95H186L187 96V94H185ZM219 92V93H220ZM259 92H256V95H258L259 94ZM263 92V93H262ZM34 93V92H33ZM32 93V94H33ZM36 93V92H35ZM34 93V94H35ZM50 92H48V94H49ZM61 93V92H60ZM60 93H58V94H60ZM65 93H67V92H65ZM70 93H73V94H76V93H74V92H70ZM98 93V92H97ZM107 93V92H106ZM127 93H128V91H127ZM126 93V94H127ZM130 93V95H132L131 94V92H129ZM172 93V94H173ZM213 93V92H212ZM220 93V94H221ZM258 93V94H257ZM37 94H38V92H37ZM69 94V93H68ZM72 94V96H74ZM151 94V93H150ZM182 94V93H181ZM202 93H201V95H203ZM211 94V93H210ZM214 94V93H213ZM219 94V95H220ZM40 95H42V94H40ZM54 95V94H53ZM63 95V94H62ZM65 95V94H64ZM90 95H93V97H95V94H90ZM146 95H149L148 93L146 94ZM145 94H143L142 96H146ZM173 95H175V94H173ZM177 95V94H176ZM195 95V96H194ZM216 95H218V94H214V96H216ZM245 95H249L248 93L247 94H245ZM254 95V94H253ZM34 95H32V97H33ZM35 96H36V98L39 96H37L36 94H35ZM35 96H34V98L33 99H35ZM43 96V95H42ZM42 96H40V97H42ZM59 96V95H58ZM69 96V95H68ZM72 96H70V97H72ZM100 96H102V94L100 95ZM104 96V95H103ZM221 96V95H220ZM259 96V95H258ZM258 96H256V99H257V97ZM259 96V97H260ZM49 97V96H48ZM64 97V96H63ZM65 97H66V95H65ZM92 97V96H91ZM176 97V96H175ZM181 97H183L182 95H181ZM202 97V96H201ZM201 97L200 96H198L197 95V98L195 97V103L197 102L196 101V99H200V100H202V103L201 104H204V99H201ZM203 97H204V95H203ZM202 97V98H203ZM223 97V96H222ZM243 97H244V95H243ZM247 96H245V98H246ZM251 98H252V96H250ZM254 97H255V95H254ZM254 97H253V99H249V102H247V104L245 105V99L244 98H242L241 99V101L240 102H242V101H244L243 103H244V107H246V108H244V107H239V105L241 104V103H238V102H235L236 104L235 105H238V111L240 112V108H242V109H244L245 110V112H244V110H243V114H242V112H238V115L237 116H239L240 114L242 115V116H244V114L247 116H252V118H254V120H256L257 121V119H259V117L261 116V115H256L257 117H256V119H255V116H254V114L255 113H259V111H260V107H264V106H262V105H260V104H262V102L260 103L259 102V100H254ZM46 98V99H45ZM45 98L44 97H42V100H45V102H46V100L48 101V99H47V96H45ZM53 98L55 99V96H53ZM185 98V97H184ZM183 98V99H184ZM209 98H213L212 97V94H211V97H210V95H209ZM217 98H219V97H217ZM221 98V97H220ZM226 98V97H225ZM224 98V99H225ZM247 98H249V97H247ZM27 99H28V101H27ZM26 99V101H27V103L29 102V98H27ZM32 99V98H31ZM39 99H41V98H38V99H36V100H39ZM56 99H57V97H56ZM93 99V98H92ZM96 99V98H95ZM181 100L182 102L184 101V100ZM215 99V98H214ZM213 99V100H214ZM238 100V98H235V100ZM244 99V100H243ZM258 99H260V98H258ZM69 100V99H68ZM71 100V99H70ZM73 100V99H72ZM94 100V99H93ZM193 100H194V98H193ZM205 100L207 101V104H211V103H208V99H206L205 98ZM219 100V99H218ZM218 100H216V101H218ZM222 100V99H221ZM220 100V101H221ZM225 100H227V98L225 99ZM225 100H223L224 102H225ZM234 100V98L231 100V102H233V101H235ZM250 100H251V103H250ZM31 101V100H30ZM35 101V100H34ZM49 101H50V98H49ZM52 101V100H51ZM50 101V102H51ZM175 101V100H174ZM176 101L178 102V101H180V98L177 100L176 99ZM175 101V102H176ZM191 101V100H190ZM199 101V100H198ZM204 101V102H203ZM212 101V100H211ZM247 101V100H246ZM259 102L260 104H256L257 106H255V104H254V102ZM261 101V100H260ZM263 101V100H262ZM38 102H42L41 100H39ZM36 103V105H37V107H38V104H41V103ZM44 102V101H43ZM42 102V103H43ZM67 103V99H66V101L64 100V103ZM70 102V101H69ZM68 102V103H69ZM91 102V101H90ZM213 102H215V100L213 101ZM222 102V101H221ZM220 102V103H221ZM228 102H230L229 100L227 101V104L226 103H221V104H219V103H216L215 105H217V108H216V110H218L219 111V114L221 113L222 115H220V116H223V112H228V111H230V108H228L229 107V105H228ZM230 102V103H231ZM253 102V103H252ZM31 103H33V105L35 104L34 102H31ZM47 103V102H46ZM54 103V102H53ZM59 103H61V101L60 102H58V104ZM67 103V104H68ZM71 103V102H70ZM68 104V105H66V104H63V105H66V106H68L69 107V105H71L70 107H71V111L73 110V108L76 110V108H75V104H76V107H78V104H77V102L75 103L74 102V100L72 101V103L74 104ZM94 102H92V104H93ZM178 103H180V102H178ZM184 103V102H183ZM186 103V102H185ZM184 103V104H185ZM229 103V104H230ZM238 103V104H237ZM250 103V104H249ZM263 103H264V101H263ZM56 104V103H55ZM95 104V103H94ZM97 104V103H96ZM95 104V105H96ZM141 104H143V103H141ZM183 104V105H184ZM186 104H189V105H185L187 108L189 107V106H191L192 105V103L190 104V103H186ZM196 104H200V102L198 103H196ZM200 104V105H201ZM219 104V105H218ZM224 104H226L227 106H225ZM233 104V103H232ZM45 105V104H44ZM57 105V104H56ZM62 104H61V106H59V107H62L63 106ZM99 105V104H98ZM199 105V106H200ZM205 105H206V102H205ZM205 105L204 106H202V108L203 107H205ZM214 105V104H213ZM224 105V106H223ZM235 105H233V106H235ZM52 106V105H51ZM65 106V107H66ZM73 106V107H72ZM170 106V105H169ZM178 106H179V104H178ZM184 106V107H185ZM241 106H243V105H241ZM32 107V106H31ZM36 107V106H35ZM39 107H41L40 105H39ZM47 108H49L48 107V105L46 106ZM53 107H55V106H53ZM65 107H63V109L65 108ZM69 107V108H70ZM98 107V106H97ZM99 107H100V105H99ZM98 107V108H99ZM180 107V106H179ZM178 107V108H179ZM183 106H181V108H182ZM185 107V108H186ZM209 107H211V105L209 106ZM214 106H212V108H213ZM29 110H32V109H30L29 107H27ZM50 108H52V107H50ZM68 108V109H69ZM150 108V107H149ZM177 108V107H176ZM190 108V107H189ZM197 108H198V106H197ZM196 108V109H197ZM205 108H207V105H206V107ZM231 108H233L232 107V105H231ZM236 108V107H235ZM235 108L234 109H232V110H235ZM38 109V108H37ZM56 110H57V107L55 108ZM54 108L53 109H51V111L53 110H55ZM62 109V108H61ZM60 109V110H61ZM62 109V110H63ZM151 109V108H150ZM154 109V108H153ZM167 109V108H166ZM183 109V108H182ZM181 109V110H182ZM191 109V108H190ZM201 108L199 107V109H197V110H200ZM208 109H210V108H208ZM208 109H207V112H208ZM241 109V110H242ZM264 109V108H263ZM29 110H28V112H29ZM34 110V109H33ZM59 109H58V111H60ZM66 110H67V107H66ZM77 110H79V111H81L79 108L77 109ZM76 110V111H77ZM155 110V109H154ZM154 110H152L151 109V111L152 112H154ZM169 111H170V109H168ZM173 110V109H172ZM179 110H180V108H179ZM195 110V109H194ZM202 110V109H201ZM212 112H214V116L216 115V113H215V108L214 109H210ZM213 110H215V111H213ZM232 110H231V114H232V116H231V114L229 115V118H230V116L231 117H234V116H236V114L237 113H235L236 111H233V113L235 114H233L232 113ZM47 111H49L48 109L46 110V113H49V112H47ZM58 111H56L55 113H57ZM63 111H65V109L63 110ZM67 111H70V109L69 110H67ZM71 111L69 112V113H71ZM156 111V110H155ZM204 111L206 112V110L204 109ZM218 111H216V112H218ZM261 111H264V110H262L261 109ZM28 112H26V113H28ZM74 112V111H73ZM72 112V113H73ZM82 112V111H81ZM84 112V111H83ZM190 112H192V110L190 111ZM196 111H194V113H195ZM202 113L201 114H204V112L203 111H201ZM207 112L204 114L205 116H206V114H207ZM210 112V111H209ZM54 113V114H55ZM59 113H61V111L59 112ZM63 113V112H62ZM79 114L80 112H76V114ZM86 113V112H85ZM84 113V115H86ZM169 113H172V111H170ZM173 113H174V111H173ZM176 113V112H175ZM230 113V112H229ZM261 113V112H260ZM259 113V114H260ZM30 114V113H29ZM33 114V113H32ZM50 114V113H49ZM66 114V113H65ZM81 114V113H80ZM83 114V113H82ZM159 114H162V113H159ZM177 114V113H176ZM193 114V113H192ZM199 114H200V111H199ZM200 114V115H201ZM210 114H212V113H210ZM210 114H208V115H210ZM218 114V115H219ZM38 115V114H37ZM45 115H48V114H45ZM45 115H43V117H44V119H45ZM75 115V114H74ZM73 115V116H74ZM173 115V116H172ZM171 116H169V118H171V117H173L172 119H171V123H172V125H175V126H177L178 127V125H180L179 127H182L183 125H185L186 127H192V128H195V129H193V130H195V131H197L196 133H198V130H196L197 128H211L212 126H214V125H216V124H214V125H212L213 124V122L214 123H216L217 121H218V119L216 120V121H213V122H208V120H207V122H208V124H210V123H212V124H210V125H207V123L206 124H204V120L203 121H201L200 119L199 120H195V122L196 121H198L200 124L201 123H203L202 125L203 126H201L200 124L198 125V123H197V125L196 124H194V123H192V122H190V123H192L193 125H191V124H188V125H186L185 123H183V122H185V121H180L181 119H179V118H177V117H180V116H177V115H179V114H177V115H174V114H172ZM184 115H187V114H184ZM194 115V114H193ZM217 115V117H220V116H218ZM224 115H226V114H224ZM228 115V114H227ZM234 115V116H233ZM35 116V115H34ZM50 117H48L47 118V120L49 119V118H51V119H49L48 121H52L53 120V118L51 117V114L49 115ZM53 116V115H52ZM70 117H71V114L69 115ZM79 116V115H78ZM87 116V118H88V120H92V119H89V118H91L90 117V115H86ZM89 116V117H88ZM162 116H164V114L162 115ZM174 116H176V117H174ZM212 116V115H211ZM211 116H209V117H211ZM237 116H236V118H237ZM36 117V119L39 117V115H38V117L37 116H35ZM34 117V118H35ZM40 117H42L41 115H40ZM39 117V119H43V118H40ZM81 117V116H80ZM188 117H190L189 115H188ZM194 117H195V115H194ZM208 117V118H209ZM213 117V116H212ZM241 116H239L238 118L239 119H237V121L238 120H242V121H240V122H244V123H242V124H247V122H248V120L246 121L243 117H241V118H243V119H241L240 118ZM263 117H264V114H263V116H262V120H263ZM74 118V117H73ZM86 118V117H85ZM181 118V117H180ZM191 118H192V116H191ZM201 118H203V117H201ZM205 118V117H204ZM207 118V117H206ZM214 118H216V116L214 117ZM224 118H227V117H224ZM223 117H221V119L223 120L224 119ZM229 118H227V119H229ZM246 118V117H245ZM261 118V117H260ZM54 119H56V118H54ZM75 119V118H74ZM80 119H84V117H82V118H80ZM167 119V118H166ZM211 119H213V118H211ZM220 119V120H221ZM231 119V122H233V120L232 119H235V117L234 118H230ZM29 120H32L33 121V123H31ZM87 120V119H86ZM206 120V119H205ZM236 120V119H235ZM244 120V121H243ZM250 120H252L251 118H250ZM249 120V121H250ZM47 121V122H48ZM81 121V120H80ZM84 121H85V119H84ZM92 121H94V123L96 122L95 120H92ZM91 121V122H92ZM170 121V120H169ZM201 121V122H200ZM223 121H225V119L223 120ZM245 121H246V123H245ZM253 121V120H252ZM252 121H251V123H252ZM261 121V120H260ZM83 122V121H82ZM81 122V123H82ZM186 122H188V121H186ZM221 123H223L222 121H220ZM229 122V121H228ZM236 122V121H235ZM254 122L255 121H253V124H254ZM258 122V121H257ZM49 123V122H48ZM86 123V122H85ZM84 123V124H85ZM89 123H90V121H89ZM88 123V125H91L92 126V124H94V123H90L89 124ZM225 124L227 123V120H226V122H224ZM224 123H223V126H224ZM230 123V122H229ZM228 123V125H230ZM250 123V124H251ZM258 123H260V122H258ZM258 123H256L255 122V126H257V127H259V126H261V125H257ZM262 123V122H261ZM87 124V123H86ZM95 124H98V123H95ZM217 124H220V123H217ZM237 125L238 124H240V123H236ZM236 124H234V125H236ZM253 124H252V126L251 127H253V128H257V127H255V126H253ZM76 127H75V126ZM101 125V124H100ZM182 125V126H181ZM207 125V126H206ZM228 125H226L228 128H229V126ZM233 125V123L231 124V126ZM233 125V126H234ZM236 125V126H237ZM263 125H264V123H263ZM263 125L261 126V128L260 129H255L256 131L258 130V132H260L259 130H261V129H264V128H262L263 127ZM81 126V125H80ZM79 126V127H80ZM94 126H96V125H94ZM93 126V127H94ZM98 126H99V124H98ZM97 126V127H98ZM104 126V125H103ZM185 126H183V127H185ZM199 126H201V127H199ZM210 126V127H209ZM217 126V125H216ZM232 126V127H233ZM246 126H249L248 124L246 125ZM75 127V128H74ZM100 127H102V126H100ZM100 127H98L99 129H100ZM174 127V126H173ZM185 127V128H186ZM215 127V126H214ZM213 127V128H214ZM237 127H239V126H237ZM97 128V129H98ZM191 128V129H192ZM215 128H217V127H215ZM219 128H221V124H220V126H219ZM223 128V127H222ZM224 128H226L225 126H224ZM231 128V127H230ZM234 128V127H233ZM239 128H241V125H240V127ZM242 128H246L245 126H243ZM250 128V127H249ZM96 129V128H95ZM103 130H105L106 129V127H105V129L104 128H102ZM101 129V131H103ZM158 130H159V128H157ZM161 129V128H160ZM188 130H189V128H187ZM108 130V129H107ZM138 130V129H137ZM158 130H156V131H158ZM162 130V129H161ZM160 130V131H161ZM217 130L218 129H214L213 131H216L217 132ZM225 130V129H224ZM106 131V130H105ZM134 131H135V129H134ZM143 131H146V130H144L143 129ZM155 131V132H156ZM160 131H158V132H160ZM191 131V130H190ZM203 131H205V130H203ZM207 132H209L210 133V131H212V129L210 130V131H208V129L206 130ZM206 131L205 132H203L202 133V129H201V132H200V130H199V134L200 133H202V134H204V133H206ZM227 131H229V130H226V131H224V132H227ZM231 131V130H230ZM233 131V130H232ZM263 130H261V132H262ZM107 132V131H106ZM106 132H105V134H106ZM110 132H112L111 131V129H110ZM109 132V133H110ZM139 132H140V129H139ZM138 132V133H139ZM146 132H148V131H146ZM146 132H143V133H145L146 134V136H147V133ZM157 132V133H158ZM162 132V131H161ZM216 132H214V136H216L215 135V133ZM97 133V132H96ZM104 133V132H103ZM109 133H107V134H109ZM137 133V132H136ZM141 134H142V131L140 132ZM149 133V135H150V132H148ZM154 132H152L151 134H153ZM229 133V132H228ZM235 133V132H234ZM100 134V133H99ZM113 134V133H112ZM114 134H116V133H114ZM113 134V135H114ZM127 134H128V132H127ZM126 134V135H127ZM129 134H131V133H129ZM135 134V133H134ZM155 134V133H154ZM153 134V135H154ZM198 134V135H199ZM221 135L223 134V132H221L220 133ZM95 135V134H94ZM132 135V134H131ZM130 135V136H131ZM136 135V134H135ZM135 135H132V136H134L135 137ZM153 135L151 136V137H153ZM211 135H213L212 134V132H211ZM227 135V134H226ZM226 135H222V136H225L226 137ZM230 135V134H229ZM228 135V136H229ZM93 136V135H92ZM91 136V137H92ZM96 136V135H95ZM94 136V137H95ZM108 137H107V139L108 140H110L109 139V136H111L110 134L109 135H107ZM120 137L119 135H115V137L113 138V139H116V138H118V137ZM128 136V135H127ZM142 136H145V135H143L142 134ZM206 136H208V135H206ZM14 137V138H13ZM90 137V139H92ZM98 137V139L99 138H101V137H99V136H97ZM122 137V136H121ZM129 137V136H128ZM134 137H132V139H134ZM138 137H139V135H138ZM149 137V136H148ZM15 138H21L22 140H20V142H19V140H17V142H19V143H15L14 141H13V139L15 140ZM102 138H103V135H102ZM102 138L100 139V140H102ZM105 139H106V137H104ZM103 138V139H104ZM111 138V137H110ZM85 139V140H84ZM119 139V138H118ZM129 139H131L130 137H129ZM131 139V140H132ZM136 139H139V138H136ZM140 139H142V140H144V143H145V145H147V143L146 142H148L147 140L149 139H147V140H145L144 138H140ZM99 140V141H100ZM117 140V139H116ZM122 140V139H121ZM130 140V141H131ZM16 141V140H15ZM85 141V142H84ZM88 141H91V140H88ZM104 140H102V142H103ZM112 141V140H111ZM114 141V140H113ZM112 141V142H113ZM140 141V140H139ZM139 141H134L133 142V140H132V144L131 145H133L134 143H138ZM146 141V142H145ZM124 142V141H123ZM87 143V144H86ZM100 143V142H99ZM111 143V142H110ZM136 143V144H137ZM142 143V142H141ZM112 144V143H111ZM118 144H122V143H120V142H118ZM128 144V143H127ZM106 145V146H105ZM112 145H114V146H116L115 144H112ZM129 145V144H128ZM130 145V146H131ZM140 145V144H139ZM138 144H137V147L139 148L140 146H139ZM145 145H142V148H144V147H146ZM103 146H105V148L103 147ZM119 146V145H118ZM117 146V147H118ZM97 147H98V149H97ZM127 147V146H126ZM134 147H135V145H134ZM121 148H123V150L124 151H122V152H124L123 154H126L125 152V149H124V147H121ZM133 148V147H132ZM141 148V147H140ZM137 149V150H142L143 151V149L141 148V149ZM147 148V147H146ZM115 149H116V147H115ZM127 149H130L129 147H127ZM135 149H136V147L134 148V151H135ZM117 150H114V151H116L117 152ZM130 152H131V150H129ZM140 151H139V154H141L140 153ZM165 151H167V153H169L168 152V150H165ZM110 154H109V153ZM144 152H145V149H144ZM143 152V153H144ZM148 152V151H147ZM146 152V153H147ZM117 153V154H118ZM135 153V152H134ZM136 153H138V152H136ZM142 153V154H143ZM149 153V152H148ZM163 153H164V151H163ZM146 155V154H145ZM150 154H148V156H149ZM144 156V155H143ZM147 156V157H148ZM161 156V155H160ZM135 158H139V156H134ZM134 157H132L133 159H135ZM146 157V156H145ZM169 157V156H168ZM123 158H127V156L125 157H123ZM128 158H129V156H128ZM127 158V159H128ZM131 158V159H132ZM142 158V157H141ZM163 157L161 156V158L160 159H162ZM133 159H132V161H133ZM140 159V158H139ZM164 160H166L165 158H163ZM163 159H162V161H163ZM32 160H35V162H32ZM137 160V159H136ZM136 160H134V162H136ZM141 160V159H140ZM129 161V160H128ZM139 161V160H138ZM142 161V160H141ZM166 161H168V160H166ZM40 162H43V164L45 165V167L48 165L49 167L47 168H44V167H42L41 169H39L40 167H38L37 165H39V163ZM139 163V165H138V167L141 165L140 163L141 162H138ZM143 163V162H142ZM167 162H165V164H166ZM37 164V165H36ZM135 163H133V165H134ZM136 164H137V162H136ZM136 164L134 165V166H136ZM36 165V167H34V166ZM42 165V164H41ZM40 165V166H41ZM125 166V167H124ZM127 166H130V165H127ZM146 166V165H145ZM38 167V168H37ZM141 167H143L142 165H141ZM141 167H140V169H141ZM135 168V167H134ZM145 169H147L148 167H144ZM140 169H139V171H140ZM143 169V168H142ZM145 169H143V170H145ZM115 170H118V171H116L115 172ZM124 170H126V169H124ZM124 170H122L121 172H123ZM135 171L137 170V168L136 169H134ZM138 171V172H139ZM163 171V170H162ZM124 172H126V171H124ZM137 172V173H138ZM150 172H151V170H150ZM160 172V171H159ZM170 172H172V171H170ZM113 173L115 174V175H113ZM134 173V172H133ZM153 173L155 174V172L153 171ZM161 173V172H160ZM159 173V175H161ZM172 173H174V171L172 172ZM176 174H177V172H175ZM121 174V173H120ZM148 174V173H147ZM158 174V173H157ZM157 174H155L156 175V179H157V181L156 180H154V181H152L151 180V183H150V181H149V184H152V189L154 190L155 188H156V182L158 183V185H159V180L160 181H162L161 180V178L159 179V175H158V177H157ZM176 174H174L173 176H174V178L173 179H177V180H175L176 182H173V183H175V184H177L178 186L177 187H181V188H184L183 186H186L187 184V186H192L195 190L197 189V191H199V190H201V189H203V181H202V178H204V177H202L201 179H200V174L199 173H196V175H198V177H196V175H195V173H193L194 175H193V177H192V173H190L191 174V177L192 178H188V177H180V176H183V175H176ZM149 176L150 175H152V174H148ZM147 175V176H148ZM149 176H148V178H149ZM161 176H163V174L161 175ZM171 176V175H170ZM172 176V177H173ZM178 178H177V177ZM187 176H188V174H187ZM126 177H129V176H125V178ZM137 177V179H135ZM140 177H143L142 179L140 178ZM176 177V178H175ZM152 178H153V175H152ZM151 177H150V179H152ZM159 179V180H158ZM169 179V178H168ZM167 179V180H168ZM173 179H171V180H173ZM200 179V180H199ZM134 180H136L138 183H137V185L139 184V186H136V184H135V181ZM50 181H53L54 183V188L52 189V186L50 187L51 189H48V187L50 186V185H52V184H50ZM128 181H130V183L128 182ZM169 181H170V179H169ZM174 181V180H173ZM202 181V182H201ZM126 182H128V184H126ZM46 183H49V184H47V185H49L48 187H47V185H46ZM52 183V182H51ZM125 183V184H124ZM163 183V184H162ZM165 183H168V182H165ZM169 183H172V182H169ZM58 186H57V185ZM144 184V183H143ZM157 185V186H158ZM160 185H165L164 184V182H161L160 183ZM58 188H57V187ZM146 186V188L148 187V184H146L145 185ZM149 186H151V185H149ZM187 186H186V188H187ZM143 188H144V186H142ZM160 187H162V186H160ZM160 187L158 186V188L160 189ZM163 187H165V186H163ZM176 187V185L173 187V188H175ZM177 187H176V189H177ZM146 188H144V189H146ZM171 188H172V186H171ZM158 189V190H159ZM176 189H175V191H176ZM149 190H151L150 188H149ZM174 190V189H173ZM161 190H159V192H160ZM174 191V192H175ZM141 193L143 192L142 190L140 191ZM152 192V191H151ZM135 193V192H134ZM147 193H149L150 194V192H147ZM146 193V194H147ZM154 193L156 194V192L154 191ZM143 194V193H142ZM151 194H153V193H151ZM144 195H145V193H144ZM156 195H158V192H157V194ZM148 196V195H147ZM151 196H153V195H151ZM155 196V195H154ZM143 198H145L144 196H143ZM155 200H156V197L154 198ZM167 199H170V197L169 198H167ZM167 199H165V200H167ZM155 200H153V201H155ZM171 200V199H170ZM169 200V202H171ZM144 202H145V200H143ZM168 201V200H167ZM167 201H165V202H167ZM139 202V203H138ZM147 202H148V200H147ZM143 203V202H142ZM141 203V204H142ZM168 203V202H167ZM166 203V204H167ZM204 202H202V201H200L199 203H198V205L201 207V208H206V207H204L205 206V203L203 204ZM144 204V203H143ZM146 204V203H145ZM148 204H149V202H148ZM168 204H170V203H168ZM196 204V206H198L197 205V202L195 203ZM144 206H146V205H143V207ZM199 206H198V208H199ZM149 208L150 207V205L149 206H146L145 208ZM200 208V209H201ZM143 209V208H142ZM145 210V209H144ZM149 210H150V212H151V209L149 208ZM202 210V209H201ZM201 210H200V212H199V214L201 215ZM206 211H207V209H205ZM202 211V212H205V214H207L206 213V211ZM199 211V210H198ZM142 213H143V216H142ZM152 213V212H151ZM150 213V214H151ZM148 214V213H147ZM149 214V215H150ZM204 214V213H203ZM154 215V214H153ZM164 215V214H163ZM168 216L167 217H169V214H167ZM171 215V214H170ZM141 217H142V219H141ZM147 217H148V215H147ZM157 217H158V215H157ZM160 217V216H159ZM172 217H173V215H172ZM199 217H203V216H199ZM174 218V217H173ZM172 218V219H173ZM176 218V217H175ZM186 218H189V217H185L184 219L185 220H187ZM206 218V217H205ZM154 219H156V217L154 218ZM170 219H171V217H170ZM179 219V218H178ZM196 220V222H197V220H199V219H197V218H195ZM202 219V218H201ZM146 220V219H145ZM168 220V219H167ZM175 220V219H174ZM183 219H181L180 218V222L182 221ZM154 221V220H153ZM163 221H164V219H163ZM171 221V220H170ZM169 221V224L171 223ZM191 221H194V220H191ZM203 222H205L204 220H202ZM202 221H200L201 222V224H202ZM167 222V221H166ZM176 222V221H175ZM179 222V221H178ZM184 223H185V221H183ZM154 223V222H153ZM156 223H154V224H156ZM199 223V222H198ZM206 223V222H205ZM168 224V225H169ZM174 223H172V225H173ZM176 224V223H175ZM180 224V223H179ZM189 224V223H188ZM192 224H194V223H192ZM192 224H189L190 226L192 225ZM200 223H199V225H201ZM204 224V223H203ZM207 224V223H206ZM206 224H205V226H206ZM139 225H141V226H139ZM152 225V226H151ZM171 225V224H170ZM194 225H197V223L196 224H194ZM157 226V225H156ZM176 226V225H175ZM180 225H178V227H179ZM186 226H188V225H186ZM190 226H189V228H190ZM204 226V225H203ZM202 226V227H203ZM174 227V226H173ZM177 227V226H176ZM177 227V228H178ZM181 227H182V225L180 226V228L179 229H181ZM195 227V226H194ZM193 227V228H194ZM197 227V226H196ZM195 227V228H196ZM201 227V228H202ZM154 228H155V226H154ZM158 228V227H157ZM172 228V227H171ZM170 228V229H171ZM193 228H192V230H193ZM194 228V229H195ZM197 228H199V227H197ZM173 229V228H172ZM179 229H177L176 231L177 232H179ZM182 229H185V228H183L182 227ZM181 229V230H182ZM202 229H204V231H205V227H203ZM201 229V230H202ZM158 230V229H157ZM199 230V229H198ZM197 230V231H198ZM159 232H160V230H158ZM158 231H157V234H158ZM170 231H171V234H170ZM174 231H175V228H174ZM182 231H184V232H186L185 230H182ZM182 231H180V233L179 234H181L182 233ZM195 231V230H194ZM197 231H195V232H197ZM188 233H189V231H187ZM186 232V233H187ZM190 232H191V230H190ZM200 231H198V233L197 234H199L198 236H200L201 235V233H203L202 231L199 233ZM176 233V232H175ZM187 233V235L189 236V237H191L189 234ZM192 233V232H191ZM190 233V234H191ZM185 233H182L181 235L183 236ZM186 235V237H188ZM192 235H194V232H193V234ZM203 236H204V234H202ZM179 236V235H178ZM182 236H179V237H177V236H174V237H177V238H182ZM203 236H201V237H199V238H203ZM184 237V236H183ZM188 237V238H189ZM251 238H252V236H250ZM254 238V237H253ZM183 239V238H182ZM181 239V240H182ZM179 240V239H178ZM180 240V241H181ZM184 240H185V237H184ZM252 240V239H251ZM249 241V240H248ZM182 242V243H183ZM201 243V242H200ZM188 245V244H187ZM192 246V244H189V246ZM246 246L247 245H249V243L248 244H245ZM244 245V246H245ZM251 247H252V245H251ZM248 248H250V247H248L247 246V249ZM253 248V250H250L249 249V251L247 252L246 250V252L247 253H242V251L241 250H238L239 248H237V250H230L229 251V255H228V257L225 259V258H223L222 260H220L221 258H219L218 260H214L215 262H213L212 261V263H216L217 262V264H264V253H261L260 251H261V249H260V251L259 252H256L255 254H254V247H252ZM191 249V248H190ZM193 249L195 250V251H199V248H198V250H196L194 247H193ZM236 249V248H235ZM193 250V251H194ZM204 250V249H203ZM203 250H202V248H201V250L200 251H202L203 252ZM255 250H259V249H255ZM194 251V252H195ZM241 251V252H240ZM263 251V250H262ZM192 253V252H191ZM199 254L201 253V252H198ZM201 254H203V253H201ZM201 254L199 255V256H201ZM187 255V256H186ZM191 256L193 257V253L191 254ZM227 256V255H226ZM204 257V256H203ZM202 257V258H203ZM194 258V257H193ZM203 259H205L206 260V258H203ZM201 261H203L204 262V260H201ZM185 262V264H187ZM199 263H201V262H199ZM205 263V262H204ZM198 264V263H197Z\"/></svg>",
  "mask_w": 264,
  "mask_h": 264
}]
</instances>
